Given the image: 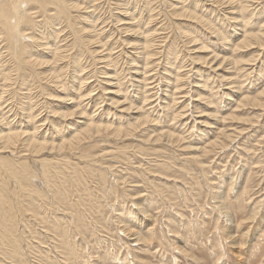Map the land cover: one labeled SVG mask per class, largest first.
<instances>
[{
    "label": "rangeland",
    "instance_id": "1",
    "mask_svg": "<svg viewBox=\"0 0 264 264\" xmlns=\"http://www.w3.org/2000/svg\"><path fill=\"white\" fill-rule=\"evenodd\" d=\"M110 1L112 3H114L113 2L114 0H110ZM187 1H189V2H187ZM245 1L246 2H243V0H236V6H237L236 10L238 12L235 14H230L228 12L229 9L223 10L222 6H220L217 3L212 2V0H209V1L208 0H204V1L203 0H191V1L190 0H174V1L173 0H155L154 2H156V3L154 6L157 8V10H155V14H154L155 19L152 18V20L153 19L154 20L152 21V23L150 25L149 24L148 25L150 27H152L151 29L156 30L155 33H157L158 37L155 36V40H157V42L158 41H160V42L163 41V42H161V43L159 42L160 45L156 42L158 44V47L155 50V52H157V56H155L153 59H150L149 62H148V60H146L144 62L145 64L143 66L141 64H139L140 65L139 68H141V70L145 71L146 74H148L147 75V81H146L145 74L144 75L142 74V78L141 77L138 78L140 80V82H139V81H137L134 73L132 72L133 71L131 68L132 66L130 67L132 62L129 63L128 61L125 60V59H127L126 56H128V58L130 57L129 56V54L131 53L130 50H128L129 52L126 53L127 55H124L123 60H121L119 58L120 64L122 66L119 65V66L111 67L112 66L111 60H113L112 57H115L116 55L119 54V52H120L119 50H121L120 47L121 48L124 47L122 45L123 39H120V37H122V33L118 32V30L116 29V26H115L116 24L112 23V18H110V16H109L110 12H112V10H110V9H112L114 7V5L111 4L109 6V9H107L108 7H107V3L105 2V0H103V1L102 0H95V3H98V4H96L97 5L96 7H91V8L95 9L96 12L100 11L99 15L101 14L103 16V18L106 19V21L104 20V23L105 22L107 24L109 23L108 25H106V23L102 24V25H105V27L107 26L105 28V33H107L106 34L107 36H103V38L101 37L100 41L103 42L105 40L106 41L110 40V46L109 45L106 46L104 43H101L102 44L101 46L103 49H105V52L106 51L108 52V58L110 57L111 60L105 61L102 57L101 58L97 57L92 52L89 53L87 50H85L84 52L81 51L80 54L78 55L79 52L76 50L77 48H75L74 46H71L68 48L66 54H71L73 52L72 54H74V55L77 54V61H79V59H80L81 63L83 62L81 64L82 66L80 68V71L82 70L83 72L81 71L82 72L81 73L79 71L80 72L79 75L82 77V82L86 83L84 85L82 84L83 86H81V88L83 87L82 93L85 92L86 94H88L91 92V94H92V96L90 98H88L89 102L86 99L87 101L85 103V99H84L82 101L83 103L81 102L80 106L78 105V107L80 108V110H82V111L84 110L83 112H85V114H87V116H89V118H90V120H92V122H94V123L96 122L95 124H97V125L102 124L104 126L105 125L108 126L110 124L109 126L111 128H119V127L124 128L123 127L124 125L126 127H130V124H135L134 122H136V118H137L136 115H138V113L136 114L133 112L122 111L121 110L122 108L120 106H115L112 104L114 99H121L122 98V99L129 101L130 103L133 102L132 104L136 103L135 105L142 108L140 113H142L143 116L147 117L149 119V121L151 119L152 120L150 121V123H147L144 125L137 124L136 129L135 130L133 129V131L131 132V134H130L131 136L129 135L130 132L127 133L128 136L123 135L124 137L122 136V134H120V136L116 137V136H112L111 134H107V133L97 134L96 132H92V134L85 136V139L83 141H81V143L74 144V146H73L74 148H69L68 150L63 151V153H62L63 157L65 156L66 158H68L69 162L67 164H60V165L56 166V168H58L57 170L55 168H52V167L55 166L54 164L57 161V158H59L60 156H58V154L55 155V153L53 151H52L51 155L48 151H45L44 154L41 153L43 156L45 155L47 158L51 159V166H52L51 170L53 169L52 173L59 175L58 178L54 179L53 183L54 182L56 183L55 180H57L58 183H56V184L54 183V185H56L58 188H60L61 186L64 185L62 187L64 189V190H62V193L64 192L65 194L66 193L68 194V195L67 194L64 195L63 197L65 199H68V201L70 199L71 200L70 203H74L75 201H77L79 199L78 201L83 206L82 207L76 206V208L78 209V210L76 209L78 211V212L76 211V214L74 213V211L71 212L72 209H70V203H68L69 206L67 209L65 204L62 205V203H61L62 200L60 198H58L59 196L58 197L57 196L56 197L51 196L52 194L49 192L50 190H47V189H50L52 186H50V188L47 187L48 185L46 183L44 184L42 182L43 181L42 178H41V180H38L36 178L34 180V182H35V184H37L36 187L41 188L39 190L40 191L42 190L41 192H44L43 195H47L46 196L47 199H43L44 201L42 199L38 200L40 197V195H38V194L37 195L34 194L33 197H31V195H33L32 193H29L30 196L27 195L28 197L24 193L22 196L14 195L15 197L14 196L13 197L15 200L14 199H12V200L20 202L22 204V206H24V207H22L24 209V211L21 212L23 215L21 214L20 219L16 218L18 220V222L16 223L18 226H16V224H15V227L13 229L16 240H17L18 235H19L18 237H20L18 239V245H17V247L18 246L20 247V248L18 247L19 251L17 250L19 255L16 253L17 251L14 252L17 254V256L16 255L14 256V253L12 254V257L14 256L13 257L14 262L17 261L16 263H18V264H35V263H37V264H39V263L40 264H44V263L45 264H55V263L59 264V261H60L61 264H67V263L68 264H71V263L72 264H77V263L78 264H80V263L84 264L85 260H87L89 257H93V254L97 253L96 255L99 256L100 258H102L103 260L106 257L107 259H105V261L108 260L107 261L108 263H110L111 260H114V261H112V263L116 264V262L117 263L120 262L119 259L117 258V253L119 256H121V254L123 253L122 257H124V255H126V253L128 252V250H129L128 246L131 243V246L133 248L136 247V248L140 249V252H142V253H140L139 250L136 248H135L136 251H134V252L139 253V255L142 258H145L149 261H152L153 264H200L199 262L192 260L184 252L180 251V249L177 248L178 239L173 234V233L177 232L178 234H181L183 236L186 235L185 238H186L188 243H187V245H184L185 249L190 248L188 246H191V248H194V253L197 256H199L201 259H203L206 262V264H264V107L261 104H259V102H261V103L263 102L262 104H264V93H263V95L261 94V92L264 91V69H263L264 68L263 67V65H264V59H263L264 58V52H263L264 46L262 47V46H259L256 44V45H253V46L246 48V49H240V50L236 49V46H237L236 44H238L247 35V33H245L244 29H247L248 32L249 31L251 32V28L252 29L254 28L252 30V32H261L264 34V28H263L264 22H262V21H264V17H263L264 14L262 13V12H264V9H262V8H264V2H262L264 0H254V1L245 0ZM247 1H249V3L250 2L251 3L253 2V3L247 4ZM101 2H103L104 4L101 5L102 4ZM172 2H173V4H172ZM191 3H194V4H191ZM209 3H210V6H209ZM133 4H134V6H139L140 3H138L136 0H134V2L132 1V5ZM177 4H178V6L181 5L180 7H183V6L188 7V9L194 8L192 10H194L196 13H198L202 17H205L204 19L207 18L206 20L210 21L211 24L218 27L219 29L222 28L221 31H223L224 34L227 32L226 34L231 37V38L227 37L228 38V44H226V46L228 47V49L230 48L229 51L227 50L226 46H223L225 44L217 37L216 33H213L204 27L198 28L199 25L196 24L195 22L188 21L190 23L189 24V23H186L185 21H183V22L179 21V20L177 21V19L175 20V18L169 16L170 15L169 13H172V10L174 9L172 6L177 5ZM189 4H191V5H189ZM211 4H212V6H211ZM192 5H193V7H192ZM198 5H199V7H198ZM202 5H203V7H202ZM190 6L192 8H190ZM204 6H206V8ZM240 6H241V9H239ZM243 6H245V7L247 6V8L249 10H247V12H246L247 8L245 9V7H243ZM257 6H258V8H257ZM96 8H98V10ZM109 10H110V12H109ZM239 10L240 11L243 10L242 14L244 13V11L246 12V13H244L246 15L243 14L245 16L244 17L245 20L248 18L246 25L244 24V27L246 26V28H244V29H243L242 25H238L239 27L237 26L238 27V29H237L236 25H234V23L229 19V17H231V15L232 16H238L240 18V16L242 14ZM259 10H261L260 13H262V14L259 13ZM115 12H117V11L114 10L113 13H115ZM163 12H165V13H163ZM217 12H218V14H216ZM144 13L146 16V10L144 11ZM159 13H160V16L158 15ZM166 13H168L169 15H166ZM211 13H213V14L210 15ZM247 13L250 15L248 16ZM76 14H78V13L73 11V15L76 16ZM219 14H222V16L221 15L218 16ZM251 14H253V16H251ZM107 15H108V17H107ZM206 15H209L212 17H209V16L207 17ZM255 15H257V16L259 15V17H260V15H262V17H260V19H258L259 17L255 16ZM216 16H218V18ZM215 17L217 19H215ZM220 17H221V19H220ZM172 19H173V21H172ZM74 20H75V18H74ZM216 20H217V22L219 21L220 23L219 22H218V24L215 23ZM253 20H255V21L258 20L259 23L257 21L255 22ZM109 21H111V22H109ZM156 21H158V22H156ZM250 21H252L253 23ZM159 22H161V24H159ZM178 22H180V23H178ZM184 22L186 23V25ZM223 22H225L228 25H226ZM176 23H178V25ZM182 23H184V24H182ZM251 23L253 24V26H254V23H255V25L257 23L258 24L256 25V27H252V25H250ZM157 24H159V25H157ZM168 24H169V26H167ZM171 24H172L174 29L173 28L170 29ZM194 24L196 25V27L198 25V27L195 29H194V27H195ZM261 24L263 25L262 27H260ZM142 25H143V27H142ZM148 25L147 24L145 25V23H141L140 27L143 30H146L147 29L146 26H148ZM155 25H156V27L158 26L157 27L158 30L156 27L154 28ZM160 25H162V26H160ZM224 25H225V27H224ZM230 25H232V26H230ZM182 27L184 28V30H186V31L188 30L187 33L189 35H191V36L194 35L193 38L198 40V42L202 39L200 42L209 48V50H210L209 52H212V53L215 52L216 54L219 53L220 57H221V55L222 56L225 55V57H226V54H227V57L229 55H230L229 57L235 56V58L233 57L234 60L236 58H237V60H239L240 58L243 57L244 60L241 59L242 61H240V62L235 60L236 64L239 66H236V64L232 65L234 67L231 68L232 69L231 75L223 74V73H221V72H223V70H221V71L216 70L213 67H209V66H205V67L203 66L201 68V65H199L198 66L199 71L195 70V69H197L196 68L197 67L196 62H194L191 59V55H192V57L195 55L191 52H190L191 53V55H190V53L188 52V49L192 51V49H194V47L192 45H188V42H187L188 39L181 29ZM258 27H259V29L263 28V31H261V29L259 31ZM191 28L194 30V32ZM223 28L226 30H224ZM108 29H110V30H108ZM159 30H161V31H159ZM180 30H181V32H180ZM242 30H243V32H242ZM162 31H164V33ZM201 31H203V32H201ZM205 31H206V33H205ZM66 32H67V30H66ZM110 32H111V34H110ZM173 32H175V34ZM177 32H179V33H177ZM232 32H233V34H232ZM196 33H197V35H196ZM203 33L205 34V37H203L204 36ZM243 33H245V34H243ZM108 34H109V36H108ZM159 34H162V35H159ZM208 34L210 37L208 36ZM110 35H111V37H110ZM113 35H114V37H113ZM170 35H171V37H170ZM172 35L175 37H173ZM65 36L68 37V40H69L68 43L71 44L73 37L72 36L70 37L68 32ZM167 36L169 39L167 38ZM242 36H244V37H242ZM179 40H180V42H179ZM209 40H211V41H209ZM216 40L217 41L219 40L220 42L219 41L218 42L220 44L222 43V46ZM233 40H235V41H233ZM175 41H176V43L174 45ZM205 41L207 42V44ZM114 42H116V43H114ZM168 42H170V43H168ZM171 42H172V47L170 46ZM211 44H213V45L215 44V45L213 46ZM115 46H117L118 49ZM175 46H177V47H175ZM218 47H221V48H219V50L217 49V51H216V48H218ZM253 47H255V48L253 49ZM260 47H262V48H260ZM170 48L173 50H170ZM174 48H176V50ZM222 48H223V51H222ZM169 50H170V52H169ZM237 50H239V51H237ZM176 51H177V53H175ZM240 51H241V53H240ZM68 52H70V53H68ZM110 52L112 53V55L110 54ZM81 54H82V56H81ZM86 54H88V55H86ZM158 54H160V55H158ZM182 54H185V55H182ZM157 57H158V61L160 60L161 62L157 61ZM176 57H178V58H176ZM134 58L138 59V57L137 58L134 57ZM182 58H184V59L182 60ZM131 59L132 58H129L128 60H131ZM189 59H191V60H189ZM98 61H101V63ZM190 61L192 64L190 63ZM250 61H252L251 64H250ZM123 62L125 65L123 64ZM176 62L177 63L180 62V63L176 64ZM146 63H147L149 70L147 69ZM84 64H85V66H84ZM148 64L149 65L151 64V65L149 66ZM162 64H164V66ZM185 64H187L186 65L187 67L185 66ZM242 64H244L245 66ZM102 65H103V67H102ZM109 66L112 69L107 68ZM127 66H128V69H127ZM189 66L191 68H189ZM229 66L231 67V65H225L226 68ZM259 66L261 67V70L263 69V72L260 70ZM121 67L124 68L125 70L123 71V69ZM144 67L148 71L144 70ZM240 67L242 69L244 68L243 71L239 70V69H241ZM106 68L108 70H106ZM118 68H121V69H118ZM155 68H157V69L155 70ZM114 69H117L118 72L115 71ZM187 69H189V71ZM104 71H105V73H104ZM149 71H151V73ZM187 71H188V73H187ZM258 71H260V72H258ZM85 72H87V73H85ZM94 72H95V74H94ZM116 72L118 74L120 73L121 75L119 74L120 76H118V74ZM179 72H182L183 74L179 73ZM191 72H192V74H191ZM96 73L98 74L97 76H96ZM126 73H128V74H126ZM164 73H165V75H164ZM189 73H190V75H189ZM215 73H216V75H215ZM239 73H241L242 76ZM260 73L262 76L260 75ZM153 74L155 76H157L156 74H158V77L154 76L155 78H152ZM179 74H180V78L183 79V80H181V82H180V80L178 81V75ZM185 74L187 76L184 77ZM193 74H194V77H193ZM248 74H249V77H248ZM102 75H104V76H102ZM109 75H113L117 79V82H116V79H114V77H113V81H115V83H117L119 85V88H121L120 90H121L122 95L119 96L121 98L117 97V95L112 96V94L111 95L106 94L107 91L104 88L105 84H107L106 87L109 88L110 85H108L109 84L108 82L112 81V79L108 77ZM126 75H128V76H126ZM149 75H151V76H149ZM97 77H99V78H97ZM117 77H120V79ZM150 77H151V79H150ZM225 77H231V78L225 79ZM121 78L122 79L124 78V79L122 80ZM261 78H263V79L260 81ZM96 79L98 80V82ZM176 79H177V81H176ZM103 80L105 81V84H104ZM244 80H246V81H244ZM48 81L50 82V80H48ZM101 81L103 82V84L101 83ZM159 81H160V83H159ZM49 82H44V84H46V86L44 85L46 87L45 88L46 90L42 89L39 86V83L36 81H34V83L31 84L32 87L30 86L31 91L34 89V91H32V93L34 94L33 97L35 98L33 100L35 101V106H36V107H34V110L37 111V112H34V110H33L32 116L36 117L35 120L33 121V123L32 124L30 123L31 124L30 125L28 123V121H29L28 118L25 117V115H23L22 112L19 115L21 117L23 116V119H20L21 118L20 116H16L18 118H16L15 122H17V120L20 119L17 123L21 124V127H23L22 129L28 130L31 133L33 132L32 134L35 135L37 138L40 137L39 140H41V141H49L50 140V142H59L63 136H64L63 139L67 138L68 134H69V136H68V138H69L70 134L73 133L74 129H75V131H77V130L80 131V129L82 128L83 125H81V123L77 122L78 125H80V126H77V123H76L77 118L72 119L71 121L70 120L65 121L62 117L53 116V114L51 112H49V109H48L49 107H46V106L51 105L52 103L49 102V100L47 101V97H46L47 95L44 93L45 92H49V94L57 93L56 91L54 92L55 89L53 91L51 90L52 86ZM96 83L98 86H96ZM163 83H165V84H163ZM254 83H255V86H253ZM183 84H185L186 86ZM197 84H200L199 85L200 87H196ZM47 85L50 89L47 88ZM99 85H101V87ZM121 85H124L125 87L124 86L120 87ZM35 86H36V88H35ZM123 87L125 89H123ZM170 87H171V89H169ZM95 89H97V90L95 91ZM136 89H138V90H136ZM217 89L219 91L218 93H217ZM230 89H231V91H230ZM124 90H128L127 92H129V94L125 95V93H127V92L126 91L124 92ZM179 90H181V92ZM184 91L185 92L190 91V92L184 93ZM203 91L206 93H204ZM37 92L39 94H37ZM102 92L104 95L102 94ZM210 92H212V93H210ZM220 92H222V94ZM133 93L135 94V96ZM179 93L180 94L182 93V94L179 95ZM247 93H249L248 94L249 98H252V99L256 98L255 100H258L257 101L258 103L256 104L253 101L247 100V97H246ZM229 94H232L233 96H231ZM146 95H148V96L146 97ZM174 95H175V97H173ZM198 95H202V96L207 97V98L205 99V101L204 100L198 101L196 99V97L198 98ZM94 96H96L97 100ZM166 96H168L167 97L168 99L166 98ZM261 96H263V97H261ZM111 97H114V99H111ZM128 97H130V98H128ZM176 97H177V100H176ZM178 97L180 100L178 99ZM229 97L232 98L234 101L230 100ZM235 97L238 99L236 100ZM154 98H157V99H154ZM92 99H94V101ZM98 99H99V101H98ZM107 99H109V100H107ZM132 99L135 101H133ZM242 99H243L242 102L243 103L245 102L247 104V106H246V104H243L241 102ZM244 99H245V101H244ZM140 100L144 103H142ZM187 100H188L189 104H188V102H186ZM206 100L207 101L209 100V101L207 102ZM236 101H239V102H236ZM93 102H95L94 103L95 106L93 105ZM97 102H99V103H97ZM184 102H185V105H184ZM251 102H253V104ZM237 103L238 104L240 103L239 104L240 106ZM101 104H103V105L101 106ZM104 104L108 108L110 106V108L109 109H107V107L105 108ZM145 104H148V105H145ZM182 104H183V107H182ZM250 104H252V105H250ZM241 105H243V106H241ZM55 106H56V108L59 107V105L58 106L55 105ZM55 106H54V108H55ZM92 106H94L95 109L94 108L91 109ZM145 107H146V109H145ZM99 108H100V110L103 109V110H101L102 111L101 113H100ZM147 108L151 109V110H148V112L144 113V111H146ZM93 110L95 111L94 115H96V116H94L92 114ZM217 110L222 112V114L224 116L223 119H221L220 121L211 120V119L206 118V117H203V118L197 117V115L199 114L198 113L199 111H204L206 113H208V112L214 113V111H217ZM45 111L47 114L45 113ZM87 111L89 113H87ZM103 111H105V113H103ZM107 111H110V112L106 113ZM121 111H122V113H121ZM183 111L185 114L183 113ZM119 112L121 113V115ZM96 113H98V114H96ZM117 113H119V114H117ZM126 113L127 114L129 113V115H127ZM90 115L94 116V117H91ZM109 115H111V116H109ZM241 115H243V116L241 117ZM112 116H114V117L112 118ZM151 116H152V118H151ZM161 116L163 117V119ZM189 116H190V118H189ZM229 116H231V117H229ZM234 116L236 119L234 118ZM244 116L246 118H244ZM107 117H110V118H108L109 120L107 119ZM130 117L132 120L130 119ZM134 117H135V119H134ZM156 117H159V118H156ZM26 118H27V120H26ZM123 118L125 119L124 121H123ZM24 119L27 121L26 123H25ZM33 119H34V117H33ZM57 120H58V122H57ZM73 120L75 121L74 126H76L78 128H76L72 125ZM203 120L210 122L211 125H213L214 127L211 128V127L205 126V124L202 122ZM37 121H38V123H37ZM54 121H55V123H53ZM68 121H70V122H68ZM125 122H126V124H123ZM17 123H15V124H17ZM34 123H35V125H34ZM112 123H114V124H112ZM128 123H130V124H128ZM22 124L24 126H22ZM26 124L28 126H26ZM44 124L47 126V128ZM70 124L72 125V127ZM51 125H52V128H51ZM56 125H58V126H56ZM67 125L70 127L68 128ZM16 126H18V124ZM31 126H32V128H31ZM53 126L54 127L56 126L55 128H57V130ZM140 127H141V129H139ZM152 127L154 129H152ZM33 128L35 130L36 129L39 130V131H37L39 133L35 132ZM70 128H72V129L70 130ZM50 129L53 131L51 132ZM54 129H55V132H54ZM61 130H62V132L60 134ZM68 130L70 133L67 132ZM163 130L168 131V132L172 133L173 135L175 134L174 138H171V139L167 138L166 139V137H163L162 140H159L160 142L159 141L157 142L156 139H158V137H159L158 133L163 131ZM50 132H51V134L53 133V135L48 134ZM54 134H57L59 136L54 135ZM133 134L136 136L132 137V136H134ZM48 135L51 137V139ZM90 136H91V138H89ZM56 137H59V138H56ZM111 137H113L114 139ZM148 138H150V139H148ZM86 139H88V140L86 141ZM124 140H125V142H124ZM138 142H140L141 144ZM97 143H99V144H97ZM106 143H109V144H106ZM123 143H124V145H123ZM21 144L17 145V147H20L21 149L14 148L13 149L14 152H12L13 154L10 152V154L8 153V155L9 156L11 155L10 157H12L14 159V158H21L22 154L25 153V154H23V158H21L22 160L23 159H30L31 157L33 159H36V160L41 159L40 157L42 155L39 156L40 154L39 155H32L31 154L32 155L31 156L30 152L28 151V148H26V146L25 147L21 146ZM193 146H196V147H193ZM117 147H119V148L117 149ZM22 148H24V149H22ZM90 148L92 150H89ZM139 148H140V150H139ZM75 149H76V151H75ZM16 150H17V152H16ZM21 150L23 153L21 152ZM143 150L146 152H144ZM89 151H92L91 154ZM122 151H125V152L122 153ZM101 152H102V154H101ZM138 152H140V153H138ZM14 153H16L17 156H13ZM28 153H29V155H28ZM100 154L102 155L103 158L100 156ZM78 155H80V157ZM90 155H91V157H89ZM83 157H86V158H84L85 160L82 159ZM60 158H62V157H60ZM80 158H81V160H80ZM83 160L85 162H83ZM72 161H74V162L72 163ZM88 163H90V164H88ZM162 163L165 165H162ZM68 164L71 165V167H69ZM82 164H85V165H82ZM96 164H98V165H96ZM122 164H123V166H122ZM88 165H89V167H88ZM79 166H80V168L78 169ZM85 166H86V168H85ZM92 166L94 167V170L92 169L93 168ZM105 166H107V168H105ZM76 167H77V169H76ZM70 168H71L72 172H71ZM60 169L62 170V172ZM89 169L91 170V172L88 171ZM117 169H119V171H121V172L117 171ZM75 170L77 172L76 174H75ZM106 170H107V173L105 172ZM65 171L69 175L67 173H65ZM99 171H101L103 173V175ZM123 171H124V173H123ZM37 172L40 173L41 168H39V170ZM63 172L65 175L63 174ZM93 172H96V173H94V175H93ZM60 173H61V175H60ZM71 173L75 174V175L73 176ZM89 173L92 176H90ZM115 173H117V174H115ZM107 175H109V177ZM117 175L120 176V178L117 177ZM123 175H124V177H123ZM2 176H0V179H1L0 181H2L0 183L9 186V184L7 183V179H5L3 177L4 180H2ZM76 176H81V177H79V179L81 180V181L79 180V182L81 184L78 181H74V179L77 178ZM89 176H90V178H89ZM104 179H106V181L108 179L107 182L109 184L106 183V181L104 183ZM59 182L61 185L59 184ZM113 182H115V184ZM38 183H40V185ZM112 184H113V186H112ZM38 185H39V187H38ZM66 187L68 189H65ZM113 187H114V189L112 190ZM76 188H77V191H76ZM59 190H61V188ZM46 191H48V192L46 193ZM111 191L112 192L114 191L115 193L114 192L112 193ZM88 192H89V194L90 193H92V194L88 195ZM143 193H145V194H143ZM78 194H80L81 196L83 195L84 197L83 196L81 197ZM110 194H112V195H110ZM73 195H74V198H73ZM77 196H79V197H77ZM90 196H92V197H90ZM136 196H140V197L136 198ZM20 197H22V198H20ZM25 197H27V198H25ZM80 197L82 200H80ZM93 197H95V198H93ZM91 198H92V200H89ZM103 199L105 200V202L103 201ZM220 199H226L227 200L228 206H230V209L232 212H228L227 209L225 210L223 208L222 204L220 203ZM22 200H23V202H22ZM28 200H31L32 203ZM153 200L157 204H155ZM25 201L28 202L29 205ZM36 201H37V203H36ZM45 201L52 208H50L49 206L47 207V204ZM92 201L93 202L97 201V202L93 203ZM99 201L102 205L96 204V203H99ZM135 201H137V202H135ZM8 202H9V200H8ZM43 202H45V203H43ZM53 202H55V204ZM77 202H75V203L77 204ZM85 202H86L87 208L85 207ZM117 202H120V203H117ZM123 202H125V203H123ZM38 203H40V204L38 205ZM59 203H61V205ZM87 203H88V205H87ZM103 203H106V204H103ZM34 204L36 206L33 207ZM44 204H45V206H44ZM89 204L92 206H90ZM95 204L98 205L97 206L98 208L100 206L102 207V208L100 207L99 209L101 210L100 211L101 214L103 213L102 215L107 214L106 216L104 215L105 218H102L103 216L99 214V209L96 207ZM123 204H125L124 205L125 207L123 206ZM126 204H127V206H126ZM135 204L136 205L138 204L139 206L141 205L144 207H148L149 214L151 215V217H153L152 219H150L151 221L150 220L147 221V224H146L147 227L146 228H145V226L141 228V232H143L142 233L143 235L145 233V236H147V234L149 232H152V234L154 236V239H153L154 241H152V243H150L148 247L146 246L148 244H143L142 246L140 245V247H139V245L138 246L133 245L134 243L129 240L126 233L124 232V230L121 228V226L117 222L120 219V217L121 218L125 217L124 221L127 224H133V218L130 217V219H129L128 215H129V213H132L133 215L139 214V209L137 208V206ZM5 205L8 206V203H6ZM40 205L42 207H37ZM53 206H55L56 208ZM93 206H94V210H91V207H93ZM106 206L109 209H107ZM31 207H33V209L35 211ZM116 207H117V209H116ZM127 207H129V208L127 209ZM260 207H261V209H260ZM38 208H41V209L39 210ZM135 208H136V211H135ZM26 209H27V211L25 212ZM81 209L84 212H82ZM106 209L109 211H107ZM128 210H130V212ZM255 210H259V213H258V216L254 218V217H252L253 216L252 214ZM36 211H38L39 213L38 212L36 213ZM94 211H95V213L93 214ZM27 212H28V215H24ZM33 212H35L36 214H34ZM64 212H65V214H64ZM125 212H127V213H125ZM59 213H61V214H59ZM71 213H73V214L71 215ZM119 213L121 214V216ZM31 214H32V216H31ZM33 214H34V216H33ZM67 215L69 216V218ZM88 215L90 217L87 218ZM139 215L142 216L141 214H139ZM230 215H232V216H230ZM27 216H28V218H30L31 223L29 222ZM100 216L102 219L99 220ZM228 216H230L233 219L231 221H229ZM156 217H157V219H156ZM36 218H38V219H36ZM41 218H42V220H41ZM46 218H48V219H46ZM80 218H84V220L87 219V220H89L90 223L88 221H86V220L84 221L83 219H80ZM90 218H92V220H90ZM154 219H155V221H154ZM167 219H169L170 222ZM51 220L53 221V224H52ZM26 221H27V223H26ZM45 221L49 222V223L46 224ZM101 221H102V223H101ZM50 222H51V224H50ZM84 222H86V225ZM92 222L94 225H92ZM244 222H245V224H244ZM251 222H253V223H251ZM56 223H58V225H56ZM183 223L190 224L189 225L190 228H189L188 224H187V226H188V228H187L186 225ZM39 224H41V225H39ZM54 224L56 227H58L59 230L52 229L55 227ZM250 224H252V225H250ZM87 225L92 229H90ZM30 226H32L33 229ZM59 226H61V227H59ZM111 226H113V228ZM151 226H153V227H151ZM167 226H168V228H167ZM184 226H185V228H184ZM24 227H26L28 229V231L26 228H25V230H23ZM48 227L51 229L52 234H50L51 232H50V230H48L49 229ZM97 227H99V228H97ZM249 227H252L253 233H252V235H250V238L246 240L243 236V232L246 231ZM67 228L70 231L67 230ZM85 228H86V231L89 233V235L91 234L90 236L85 231ZM155 228H156V230H155ZM163 228H165L164 229L165 231L163 230ZM15 230H19V231L16 232ZM30 230H32V231H30ZM46 230H48L49 232H47ZM171 230H175V232L171 231ZM36 231L41 233L40 234L37 232L39 234V236H41L42 238L39 236L37 237L38 234L36 233ZM194 231H195V233H193ZM227 231L232 232L236 237L231 239L228 235L229 232H227ZM84 232H86V233L84 234ZM122 232H123V234H122L123 237L120 236V234ZM100 233H101V236L100 237L97 236V234L99 235ZM29 234H30V236L32 234L33 237L31 236L30 238H32L33 240H31L29 238ZM94 235H95V237H94ZM108 235H109V237H108ZM92 236H93V238H91ZM66 237L69 240L71 239L73 246H74V250H77L75 252L76 255L73 252H70L71 248L68 245V241H67ZM80 237H81V240H79ZM44 238L48 241L44 242V240H45ZM51 238H54V240L53 239L51 240ZM72 238H74V239H72ZM97 238L98 239L100 238L99 240L103 244L101 242H99V244H100L99 245L97 243L99 240L96 241ZM105 238H107V239H105ZM115 238H116V240H115ZM187 238H189V239H187ZM190 238H192L191 241H190ZM62 239H64V240H62ZM102 239L103 240L105 239L104 242ZM124 239H126V240H124ZM193 239H194V241H193ZM233 239L236 240L235 243H237V247H239V248H237V250L241 254L240 257H242V260L244 262L241 261L240 258L237 256L238 252H236L237 253L236 254L235 250L233 249V246H232L233 245L232 243L234 241ZM30 240L34 241V242H31ZM35 240H36V242H35ZM128 240H129V242H128ZM196 240H198V241L195 242ZM201 240H202V242H201ZM19 242L20 243L22 242V243L20 244ZM52 242L55 243L57 246L52 244ZM75 242H76V245H74ZM120 242H122V243H120ZM190 242L191 243L194 242V243L191 244ZM31 243H32V245H31ZM37 243L40 245L38 246ZM88 243H89V245H88ZM92 243H94V244H92ZM35 244L37 246H35ZM62 244H64L65 247H63ZM120 244L122 246H120ZM152 244H154V245L151 246ZM29 245L31 247H29ZM108 245H109V249H107ZM214 245H215V247H214ZM143 246H145V247L142 248ZM2 247L3 246H1V248ZM95 247H96V249H98V248L99 249L96 250ZM101 247H102V250H101L102 252L100 251ZM154 247H155V249H152ZM210 247H211V249H209ZM4 248L5 247H3V249ZM32 248H34V249H32ZM35 248L36 249L38 248L37 249L38 251ZM47 248H48V251H47ZM145 248L148 249V251ZM149 248H151L152 250ZM216 248H217V250H216ZM84 249H86V250H84ZM87 249H89V250H87ZM110 249H111V252H110ZM5 251L6 250H4V252ZM32 251H34V252L31 253ZM42 251H43V253H42ZM82 251H83L82 258L80 256L78 259V256L81 255L80 253ZM95 251H96V253H94ZM116 251H117V253H116ZM143 251H145V252H143ZM152 251H153V253H152ZM29 252L31 253V255L29 254ZM77 252H78V254H77ZM50 253H51V255H50ZM7 255L9 256L8 253L2 254V250L0 249V256H1L0 257V264H6L8 261L10 263L13 262V260H10L11 257H8ZM83 255L85 258L83 257ZM107 255H108V257H107ZM38 256H40L41 259H39ZM110 257H111V259H109ZM83 258H84V260H83ZM20 259H22L23 261L22 260L20 261ZM43 259H45L46 261ZM124 259H125V257H124ZM18 260H19V262H18ZM29 260H31V261H29ZM32 260H34V261L36 260V262H32ZM40 260H42L41 262H43V263L39 262ZM120 260H122V259H120ZM20 262H22V263H20ZM89 262L91 263V261H88V264H90ZM16 263H11V264H16ZM85 264H87V263L85 262Z\"/></svg>",
    "mask_w": 264,
    "mask_h": 264
},
{
    "label": "bare ground",
    "instance_id": "2",
    "mask_svg": "<svg viewBox=\"0 0 264 264\" xmlns=\"http://www.w3.org/2000/svg\"><path fill=\"white\" fill-rule=\"evenodd\" d=\"M103 1V0H102ZM132 1L134 2V0H114L113 2L114 3H112L110 0H105V2L107 3V9H109V6L111 5V4H113L114 5V7L112 8V9H110V10H112V12H110V10H109V12H110V18H112V23H115L116 25V29L118 30V32H120V33H122V37H120V39H123L122 41H123V43H122V45L124 46L123 48H121L120 47V49L121 50H119L120 52H119V54L118 55H116L115 57H112V59L113 60H111L110 59V57L108 58V52L106 51L105 52V49H103L102 48V44L101 43H104L106 46L107 45H109L110 46V40H105V41H103V42H101L100 41V39H101V37L103 38V36H107L106 34L107 33H105V28L107 27H105V25H102L103 23H104V20L106 21V19L105 18H103V16L100 14L99 15V13H100V11L99 12H96V10L95 9H92L91 7H96L97 5L96 4H98V3H95V0H0V176H2V180H4V178L5 179H7V183L9 184V186L8 185H5V184H1L0 183V249L2 250V254H4V253H8L9 254V256L8 257H11V259L10 260H13V262H11V263H16V262H14V256L16 255L17 256V254L19 255V253H18V247H17V245H18V239L20 238V237H18L17 236V240H16V237H15V234H14V227H15V224L18 222V220L16 219V218H19L20 219V216H21V212H23L24 211V209L22 208V207H24V206H22V204L20 203V202H17V201H14L15 199H14V195H20V196H22L23 195V193L24 194H26V196L27 195H29L30 196V194L29 193H32L33 195H31V197H33L34 196V194H38V195H40V197H39V199L38 200H40V199H47V195H43L44 194V192H41L39 189H41V188H37L36 187V185L37 184H35V182H34V180L37 178L38 180H41V178L43 179V183L45 184H47L48 186L47 187H49L50 188V186H52L50 189H47V190H50L49 192L52 194L51 196H53V197H58V198H60L61 200V203H62V205L63 204H65L66 205V208L68 209V203H70L71 202V200L69 199V201H68V199H65L63 196L64 195H66L64 192V194L62 193V190H64L62 187L64 186L63 184V186H59L60 188H61V190H59L60 188H58L56 185H54V183H53V181H54V179H56V178H58V174H55V173H52V171H53V169L51 170V159L50 158H47L45 155L43 156L42 154H44V152L45 151H48L49 153H50V155H51V153H52V151L55 153V155L56 154H58V156H60V157H62V158H57V161L55 162V166L54 167H52V168H55L56 170L58 169V168H56V166H58V165H60V164H67L68 162H69V159L68 158H66L65 156L63 157V155H62V153H63V151L64 150H68L69 148H74L73 146H74V144H79V143H81V141H83L84 139H85V136H88V135H90V134H92V132H96L97 134H104V133H107V134H111L112 136H116V137H118V136H120V134H122V136L124 135V136H128V134L127 133H129V135L131 134V132L133 131V129L135 130L136 129V125L137 124H141V125H144V124H147V123H150V121L152 120H150L149 121V119L147 118V117H145V116H143V114L142 113H140L141 112V107H139V106H137V105H135V104H132V103H130L129 101H127V100H125V99H122L121 97H119V96H121L122 95V93H121V88H119V85L117 84V83H115V81H113V75H109L108 77L109 78H111L112 79V81L111 82H108L109 84L108 85H110L109 86V88H107L106 87V85L107 84H105V79L103 80V82H104V84H105V90L107 91L106 92V94H112V96H114V95H117V97H119V98H121V99H114V97H111V99H114L113 100V102H112V104L113 105H115V106H120L122 109V111H128V112H133V113H138V115H136V122H134L135 124H130V123H128V124H130V127H126L125 125L123 126L124 128H121V127H119V128H111L109 125L107 126V125H102V124H100V125H97V124H95L94 122H92V120H90V118H89V116H87V114H85V112H83L82 110H80V108L78 107V105L80 106V103L85 99V103H86V101L88 100V98H90L91 96H92V94H91V92L90 93H88V94H86L85 92H83L82 93V91H83V87L81 88V86H83L84 84H86L85 82L83 83L82 82V77L79 75L80 74V72L82 71H80V68H81V64L83 63H81V61H80V59H79V61H77V54L76 55H74V54H66V52H67V50H68V48L69 47H71V46H74L75 48H77L76 50L79 52L78 53V55L80 54V52L82 51V52H84L85 50H87L89 53L90 52H92L95 56H97V57H102L105 61H110L111 60V63H112V66L111 67H115V66H122L121 64H120V59L121 60H123V57H124V55H127L126 53H128L129 51L128 50H130V52L132 53H130L129 54V58H132L131 60H128L129 58H128V56H126L127 57V59H125L126 61H128L129 63H131V65H130V67L132 68V72L134 73V75H135V77H136V79H137V81H139L140 82V80L138 79V78H142V74L144 75L145 74V77H146V81H147V75L148 74H146V72L145 71H143V70H141V68H139V64H141L142 66L145 64L144 62L146 61V60H148V62H149V60L150 59H153L155 56H157V52H155V50L157 49V47H158V44L160 45V43L161 42H163V41H158L157 42V40H155V36L156 37H158L157 36V33H155L156 32V30H154V29H151L152 27H150L149 25L152 23V21L155 19L154 18V14H155V10H157V8L154 6L155 5V3L156 2H154L155 0H136L138 3H140L139 4V6H134V4L132 5ZM141 1V2H140ZM174 1V0H173ZM191 1V0H190ZM204 1V0H203ZM209 1V0H208ZM250 1V0H249ZM249 1H247V4H252L251 2L249 3ZM251 1H254V0H251ZM100 2V1H99ZM166 2V1H165ZM185 2V1H184ZM187 2H189V1H187ZM197 2V1H196ZM199 2V1H198ZM212 2H214V3H217V4H219L220 6H222L223 7V10L224 9H229L228 10V12L230 13V14H235V13H237L238 11L236 10V8H237V6H236V0H212ZM211 2V3H212ZM238 2V1H237ZM242 2V1H241ZM243 2H246L245 0H243ZM262 2H264V1H262ZM261 2V3H262ZM95 3V4H94ZM102 4L101 5H103L104 3L103 2H101ZM256 3V2H255ZM254 3V4H255ZM260 3V4H261ZM84 4V5H83ZM172 4H173V2H172ZM191 4H194V3H191ZM191 4H189V5H191ZM197 4V3H196ZM257 4V3H256ZM171 5V4H170ZM246 5V4H245ZM181 6V5H180ZM180 6H178V4L177 5H174V6H172L174 9L172 10V13H166V15H169V16H171V17H173V18H175V20L177 19V21L179 20V21H185L186 23H189L188 21H192V22H195L196 24H198L199 25V27H198V25H197V27L198 28H200V27H204V28H206V29H208L209 31H211V32H213V33H216L217 34V37L225 44V45H223V46H226V44H228V38L227 37H230L229 35H227L226 33V35L223 33V31H221V29H219L218 27H216V26H214L213 24H211L210 23V21H207L206 19H204L205 17H202L201 15H199L198 13H196L194 10H192V9H194V8H192L193 7V5H192V7L190 6V8H192V9H188V7H180ZM208 6V5H207ZM209 6H210V3H209ZM211 6H212V4H211ZM252 6V5H251ZM106 7V6H105ZM198 7H199V5H198ZM201 7V6H200ZM202 7H203V5H202ZM205 8H206V6H204ZM219 7V6H218ZM243 7H245V6H243ZM249 7V6H248ZM171 8V7H170ZM247 8V6L245 7V9ZM256 8V7H255ZM257 8H258V6H257ZM97 10H98V8H96ZM209 9V8H208ZM217 9V8H216ZM215 9V10H216ZM219 9V8H218ZM239 9H241V6H240V8ZM243 9V8H242ZM244 9V10H245ZM262 9H264V8H262ZM114 10H116L117 12H115V13H113V11ZM146 10V16H145V13H144V11ZM213 10V9H212ZM211 10V11H212ZM247 10H249L248 8L246 9V12H247ZM73 11L74 12H77L78 14H76V16H74L73 15ZM108 11V10H107ZM106 11V12H107ZM164 11V10H163ZM197 11V10H196ZM205 11V10H204ZM240 11V10H239ZM257 11V10H256ZM260 11L261 10H259V13H260ZM108 12V13H109ZM151 12V13H150ZM154 12V13H153ZM198 12V11H197ZM200 12V11H199ZM241 12V14H242V12H243V10L242 11H240ZM239 12V13H240ZM245 11H244V13H246ZM252 12V11H251ZM255 12V11H254ZM163 13H165V12H163ZM208 13V12H207ZM220 13V12H219ZM228 13V14H229ZM243 13V14H244ZM263 14H264V12H262ZM262 13H260V14H262ZM106 14V13H105ZM162 14V13H161ZM203 14V13H202ZM213 13H211L210 15H212ZM216 14H218V12L216 13ZM241 15L240 16V18L238 17V16H232L231 15V17H229V19L234 23V25H236V28L238 29V25H242L243 26V29L244 28H246V26L244 27V24L246 25V22H247V19L245 20V16L244 15H246V14H244V15ZM248 14V13H247ZM257 14V13H256ZM159 16H160V13L158 14ZM204 15V14H203ZM215 15V14H214ZM213 15V16H214ZM222 16V14H219L218 16ZM225 15V14H224ZM250 14H248V16H249ZM163 16V15H162ZM207 17L209 16V15H206ZM218 16H216L217 18H218ZM251 16H253V14H251ZM250 16V17H251ZM255 16H257V15H255ZM106 17V16H105ZM107 17H108V15H107ZM164 17V16H163ZM170 17V18H171ZM209 17H212V16H209ZM215 17V19H217ZM224 17V16H223ZM257 17H259V15L257 16ZM260 17H262V15H260ZM260 17L258 18V19H260ZM263 17H264V15H263ZM74 18H75V20H74ZM152 18H154L153 20H152ZM214 18V17H213ZM225 18V17H224ZM252 18V17H251ZM157 19V18H156ZM160 19V18H159ZM165 19V18H164ZM214 19V20H215ZM220 19H221V17H220ZM253 19V18H252ZM174 20V21H175ZM213 20V19H212ZM250 20V19H249ZM248 20V21H249ZM162 21V20H161ZM172 21H173V19H172ZM221 21V20H220ZM224 21V20H223ZM226 21V20H225ZM253 21H255V20H253ZM257 22H258V20H256ZM255 21V22H256ZM108 22V21H107ZM109 22H111V21H109ZM156 22H158V21H156ZM171 22V21H170ZM184 22V23H185ZM219 22V21H218ZM218 22H217V20H216V22L215 23H217L218 24ZM228 22V21H227ZM230 22V21H229ZM250 22H252V21H250ZM262 22H264V21H262ZM106 23V22H105ZM104 23V24H105ZM141 23H145V25L147 24H149L148 26H146L147 27V29L146 30H143L140 26H141ZM172 23V22H171ZM178 23H180V22H178ZM178 23H176L177 25H178ZM184 23H182V24H184ZM186 23H185V25H186ZM220 23V22H219ZM222 23V22H221ZM223 23H225V22H223ZM253 23V22H252ZM250 24V25H252V27H256V25L259 23H257L256 25H255V23H254V26H253V24ZM63 24V25H62ZM109 24V23H108ZM107 23H106V25H108ZM159 24H161V22H159ZM159 24H157V25H159ZM163 24V23H162ZM175 24V23H174ZM190 24V23H189ZM226 24V23H225ZM230 24V23H229ZM232 24V23H231ZM248 24V23H247ZM264 24V23H263ZM113 25V24H112ZM176 25V26H177ZM195 25V24H194ZM220 25V24H219ZM226 25H228V24H226ZM249 25V26H250ZM160 26H162V25H160ZM167 26H169V24L167 25ZM171 26V28L170 29H172L173 28V26H172V24L170 25ZM222 26V25H221ZM230 26H232V25H230ZM238 26V27H237ZM263 25L261 24V26L260 27H262ZM142 27H143V25H142ZM156 27V25L154 26V28ZM158 27V26H157ZM156 27V28H157ZM186 27V26H185ZM190 27V26H189ZM196 27V25H195V27H194V29L195 28H197ZM224 27H225V25H224ZM165 28V27H164ZM163 28V29H164ZM178 28V27H177ZM230 28V27H229ZM235 28V27H234ZM249 28V27H248ZM251 28V27H250ZM263 28H264V26H263ZM263 28L261 29V31H263ZM115 29V30H116ZM162 29V28H161ZM168 29V28H167ZM174 29V28H173ZM176 29V28H175ZM179 29V28H178ZM182 29V31H183V33L185 34V36L187 37V42H188V45H192L193 47H194V49H192V51L191 50H189L188 49V52L190 53H193L195 56H193L192 57V55H191V53H190V55H191V59L194 61V62H196V65H197V69H195V70H197V71H199V65H201V68L204 66H209V67H213L214 69H216V70H223V72H221V73H223V74H228V75H231L232 74V69L231 68H233L234 66H232V65H234V64H236V61L235 60H237V58L234 60V58H235V56H233V57H227V54H226V57H225V55H221V57L219 56V53L218 54H216L215 52H209L210 50H209V48L206 46V45H204V44H202L200 41L202 40H200L199 42H198V40H196V39H194L193 38V36H191V35H189L188 33H187V31L186 30H184V28L182 27L181 28ZM192 29V28H191ZM202 29V28H201ZM224 29V28H223ZM254 29V28H253ZM252 28H251V32L249 31H247V29H244L245 30V33H247V35L244 37V36H242V37H244L238 44H236L237 46H236V49H246V48H249V47H251V46H253V45H259V46H264V34L263 33H261V32H252V30H253ZM257 29V28H256ZM260 29H259V27H258V30L260 31ZM66 30H67V32L69 33V35H70V37L72 36L73 38H72V43L71 44H69L68 42H69V40H68V37H66L65 35L67 34V32H66ZM108 30H110V29H108ZM157 30H158V28H157ZM193 30V29H192ZM197 30V29H196ZM224 30H226V29H224ZM230 30V29H229ZM250 30V29H249ZM159 31H161V30H159ZM178 31V30H177ZM204 31V30H203ZM203 31H201V32H203ZM255 31V30H254ZM115 32V31H114ZM158 32V31H157ZM163 33H164V31H162ZM180 32H181V30H180ZM193 32H194V30H193ZM210 32V33H211ZM234 32V31H233ZM233 32H232V34H233ZM242 32H243V30H242ZM162 33V34H163ZM166 33V32H165ZM169 33V32H168ZM174 34H175V32H173ZM177 33H179V32H177ZM176 33V34H177ZM190 33V32H189ZM205 33H206V31H205ZM209 33V34H210ZM245 33H243V34H245ZM105 34V35H104ZM110 34H111V32H110ZM162 34H159V35H162ZM170 34V33H169ZM204 34V33H203ZM209 34H208V36H209ZM179 35V34H178ZM196 35H197V33H196ZM215 35V34H214ZM231 35V34H230ZM239 35V34H238ZM237 35V36H238ZM108 36H109V34H108ZM173 36V35H172ZM200 36V35H199ZM212 36V35H211ZM216 36V35H215ZM110 37H111V35H110ZM113 37H114V35H113ZM170 37H171V35H170ZM173 37H175V36H173ZM184 37V36H183ZM201 37V36H200ZM203 37H205V34H204V36ZM207 37V36H206ZM210 37V36H209ZM213 37V36H212ZM235 37V36H234ZM240 37V36H239ZM161 38V37H160ZM165 38V37H164ZM163 38V39H164ZM167 38H168V36H167ZM199 38V37H198ZM214 38V37H213ZM231 38V37H230ZM119 39V38H118ZM169 39V38H168ZM185 39V38H184ZM217 39V38H216ZM104 40V39H103ZM115 40V39H114ZM160 40V39H159ZM162 40V39H161ZM166 40V39H165ZM174 40V39H173ZM176 40V39H175ZM206 40V39H205ZM231 40V39H230ZM239 40V39H238ZM118 41V40H117ZM183 41V40H182ZM204 41V40H203ZM209 41H211V40H209ZM214 41V40H213ZM217 41V40H216ZM219 41V40H218ZM217 41V42H218ZM233 41H235V40H233ZM158 44H157V43ZM160 42V43H159ZM179 42H180V40H179ZM206 42V41H205ZM215 42V41H214ZM216 42V43H217ZM220 42V41H219ZM218 42V43H219ZM114 43H116V42H114ZM168 43H170V42H168ZM175 43H176V41L174 42V45H175ZM211 43V42H210ZM119 44V43H118ZM117 44V45H118ZM206 44H207V42H206ZM220 44V43H219ZM121 45V46H122ZM170 45V44H169ZM211 45H213V44H211ZM215 45V44H214ZM213 45V46H214ZM221 46H222V43L220 44ZM219 45V46H220ZM163 46V45H162ZM165 46V45H164ZM171 47H172V42H171V45H170ZM183 46V45H182ZM209 46V45H208ZM212 46V47H213ZM218 46V45H217ZM229 46V45H228ZM233 46V45H232ZM73 47V48H74ZM113 47V46H112ZM111 47V48H112ZM115 47H117V46H115ZM169 47V46H168ZM175 47H177V46H175ZM184 47V46H183ZM190 47V46H189ZM227 47V46H226ZM262 47H260V48H262ZM102 48V49H101ZM163 48V47H162ZM219 48H221V47H218V48H216V51H217V49L219 50ZM255 47H253V49H254ZM259 48V47H258ZM110 49V48H109ZM114 49V48H113ZM117 49H118V47H117ZM160 49V48H159ZM164 49V48H163ZM175 50H176V48H174ZM226 49V48H225ZM230 49V48H229ZM229 49H228V47H227V50L229 51ZM257 49V48H256ZM170 50H173V49H171L170 48ZM170 50H169V52H170ZM180 50V49H179ZM183 50V49H182ZM234 50V49H233ZM239 50H237V51H239ZM161 51V50H160ZM222 51H223V48H222ZM227 51V52H228ZM235 51V50H234ZM249 51V50H248ZM172 52V51H171ZM179 52V51H178ZM236 52V51H235ZM245 52V51H244ZM260 52V51H259ZM264 52V51H263ZM68 53H70V52H68ZM117 53V52H116ZM167 53V52H166ZM175 53H177V51L175 52ZM237 53V52H236ZM240 53H241V51H240ZM246 53V52H245ZM244 53V54H245ZM110 54L112 55V53L110 52ZM172 54V53H171ZM180 54V53H179ZM178 54V55H179ZM233 54V53H232ZM235 54V53H234ZM243 54V53H242ZM241 54V55H242ZM263 54V53H262ZM86 55H88V54H86ZM158 55H160V54H158ZM175 55V54H174ZM182 55H185V54H182ZM236 55V54H235ZM240 55V56H241ZM81 56H82V54H81ZM80 56V57H81ZM84 56V55H83ZM166 56V55H165ZM244 56V55H243ZM260 56V55H259ZM79 57V58H80ZM87 57V56H86ZM91 57V56H90ZM134 57H138V59H135ZM160 57V56H159ZM172 57V56H171ZM238 57V56H237ZM242 57V56H241ZM82 58V57H81ZM84 58V57H83ZM120 58V59H119ZM176 58H178V57H176ZM163 59V58H162ZM184 58H182V60H183ZM191 59H189V60H191ZM239 59V58H238ZM241 59H243V57L242 58H240L239 60H237V61H242ZM264 59V58H263ZM96 60V59H95ZM100 60V59H99ZM103 60V61H104ZM164 60V59H163ZM176 60V59H175ZM179 60V59H178ZM177 60V61H178ZM244 60V59H243ZM104 61V62H105ZM157 61H158V57H157ZM160 61V60H159ZM158 61V62H159ZM86 62V61H85ZM84 62V63H85ZM91 62V61H90ZM98 62H100L101 63V61H98ZM147 62V63H148ZM161 62V61H160ZM181 62V61H180ZM179 62V63H180ZM187 62V61H186ZM185 62V63H186ZM244 62V61H243ZM249 62V61H248ZM247 62V63H248ZM251 62L252 61H250V64H251ZM263 62V61H262ZM88 63V62H87ZM86 63V64H87ZM147 63H146V66H147ZM151 63V62H150ZM179 63H177L176 62V64H179ZM190 63H191V61H190ZM242 63V62H241ZM246 63V62H245ZM105 64V63H104ZM103 64V65H104ZM123 64H124V62H123ZM157 64V63H156ZM174 64V63H173ZM192 64V63H191ZM240 64V63H239ZM88 65V64H87ZM103 65H102V67H103ZM106 65V64H105ZM111 65V64H110ZM125 65V64H124ZM149 65V64H148ZM151 65V64H150ZM149 65V66H150ZM163 66H164V64H162ZM187 64H185V66H186ZM225 65H231V67L229 66V67H225ZM242 65H244V64H242ZM256 65V64H255ZM263 65V64H262ZM84 66H85V64H84ZM173 66V65H172ZM184 66V65H183ZM182 66V67H183ZM236 66H239V65H237L236 64ZM241 66V65H240ZM245 66V65H244ZM110 66L109 67H107V68H111ZM125 67V66H124ZM153 67V66H152ZM158 67V66H157ZM181 67V66H180ZM179 67V68H180ZM187 67V66H186ZM208 67V68H209ZM260 67V66H259ZM263 67H264V65H263ZM106 68V70H108ZM122 68V67H121ZM121 68H118V69H121ZM163 68V67H162ZM178 68V67H177ZM189 68H191L190 66H189ZM238 68V67H237ZM241 68V67H240ZM112 69V68H111ZM123 69V71L125 70L124 68H122ZM127 69H128V66H127ZM126 69V70H127ZM147 69L149 70V68H148V66H147ZM153 69V68H152ZM157 68H155V70H156ZM210 69V68H209ZM244 69V68H243ZM243 69L241 68V69H239L240 71L242 70L243 71ZM264 69V68H263ZM263 69L261 70V67H260V70L263 72ZM115 71H117V69H114ZM144 70H146L145 69V67H144ZM148 70H146V71H148ZM154 70V71H155ZM172 70V69H171ZM188 71H189V69H187ZM203 70V69H202ZM238 70V69H237ZM248 70V69H247ZM80 71V72H79ZM91 71V70H90ZM122 71V72H123ZM128 71V70H127ZM179 71V70H178ZM177 71V72H178ZM188 71H187V73H188ZM209 71V70H208ZM245 71V70H244ZM83 72V71H82ZM81 72V73H82ZM103 72V71H102ZM118 72V71H117ZM116 72V73H117ZM150 73H151V71H149ZM153 72V71H152ZM161 72V71H160ZM169 72V71H168ZM213 72V71H212ZM215 72V71H214ZM227 72V73H226ZM246 72V71H245ZM258 72H260V71H258ZM85 73H87V72H85ZM84 73V74H85ZM93 73V72H92ZM104 73H105V71H104ZM148 73V72H147ZM154 73V72H153ZM179 73H182V72H179ZM185 73V72H184ZM186 73V74H187ZM234 73V72H233ZM94 74H95V72H94ZM110 74V73H109ZM118 74V73H117ZM120 74V73H119ZM118 74V76H120ZM126 74H128V73H126ZM132 74V73H131ZM183 74V73H182ZM184 75V77L185 76H187V75ZM191 74H192V72H191ZM195 74V73H194ZM194 74H193V77H194ZM199 74V73H198ZM205 74V73H204ZM241 76H242V74L241 73H239ZM250 74V73H249ZM249 74H248V77H249ZM259 74V73H258ZM90 75V74H89ZM88 75V76H89ZM98 74L96 73V76H97ZM157 76H155L154 74H153V77L152 78H155V77H158V74H156ZM164 75H165V73H164ZM189 75H190V73H189ZM215 75H216V73H215ZM260 75H261V73H260ZM102 76H104V75H102ZM123 76V75H122ZM121 76V77H122ZM126 76H128V75H126ZM132 76V75H131ZM149 76H151V75H149ZM155 76V77H154ZM177 76V75H176ZM205 76V75H204ZM227 76V75H226ZM262 76V75H261ZM260 76V77H261ZM100 77V76H99ZM99 77H97V78H99ZM107 77V76H106ZM190 77V76H189ZM88 78V77H87ZM102 78V77H101ZM117 78H119L120 79V77H117ZM168 78V77H167ZM231 77H225V79H230ZM258 78V77H257ZM108 79V78H107ZM114 79H116L115 77H114ZM118 79V80H119ZM122 79V78H121ZM124 79V78H123ZM122 79V80H123ZM149 79V78H148ZM150 79H151V77H150ZM189 79V78H188ZM208 79V78H207ZM263 78H261L260 79V81L262 80ZM48 80H50V82L48 81ZM93 80V79H92ZM97 80V79H96ZM155 80V79H154ZM180 80V82H181V80H183L182 78H180V74L178 75V81ZM232 80V79H231ZM234 80V79H233ZM248 80V79H247ZM34 81H36V82H38L39 83V86L42 88V89H44V90H46L45 88V86H46V84H44V82H49L50 84H51V86H52V91L54 90V92L56 91L57 93H55V94H53L52 92V94H49V92H45L44 94H46L47 96V101L49 100V102H51L50 104L51 105H48V106H46V107H49L48 109H49V112H51L52 114H53V116H60V117H62L65 121H67V120H72V119H76L77 118V121H76V123L78 122V123H81V125H83L82 126V128L80 129V131H75V129L73 130V133L72 134H70V137L68 138V136H69V134L68 133H70L69 132V130L67 131L68 133V136H67V138H64L63 139V137L60 139V141L59 142H50V140L49 141H41V140H39V138H37L35 135H33L31 132H29L28 130H24V129H22L23 127H21V124L20 123H17L20 119H23V116L21 117L19 114H21V112H22V114L23 115H25V117H27L28 118V123L30 124H32L33 123V121L35 120V116H32V114H33V110H34V107H36L35 106V101L33 100V99H35L33 96H34V94L32 93V91H34V89L31 91V84L32 83H34ZM109 81V80H108ZM120 81V80H119ZM132 81V80H131ZM130 81V82H131ZM176 81H177V79H176ZM200 81V80H199ZM210 81V80H209ZM226 81V80H225ZM236 81V80H235ZM244 81H246V80H244ZM92 82V81H91ZM94 82V81H93ZM96 82V81H95ZM97 82H98V80H97ZM103 82L101 81V83L103 84ZM116 82H117V79H116ZM142 82V81H141ZM223 82V81H222ZM233 82V81H232ZM146 83V82H145ZM154 83V82H153ZM152 83V84H153ZM159 83H160V81H159ZM162 83V82H161ZM168 83V82H167ZM185 83V82H184ZM212 83V82H211ZM214 83V82H213ZM231 83V82H230ZM262 83V82H261ZM36 84V83H35ZM83 84V85H82ZM95 84V83H94ZM121 84V83H120ZM150 84V83H149ZM158 84V83H157ZM163 84H165V83H163ZM162 84V85H163ZM180 84V83H179ZM182 84V83H181ZM209 84V83H208ZM226 84V83H225ZM235 84V83H234ZM238 84V83H237ZM263 84V83H262ZM45 85V86H44ZM90 85V84H89ZM125 85V84H124ZM124 85H121L120 87H122V86H124ZM127 85V84H126ZM143 85V84H142ZM148 85V84H147ZM161 85V84H160ZM183 85H185V84H183ZM200 84H197L196 85V87H200L199 86ZM31 86V87H30ZM86 86V85H85ZM88 86V85H87ZM96 86H98L97 85V83H96ZM100 87H101V85H99ZM104 86V85H103ZM149 86V85H148ZM186 86V85H185ZM184 86V87H185ZM211 86V85H210ZM232 86V85H231ZM243 86V85H242ZM253 86H255V83H254V85ZM34 87V86H33ZM125 87V86H124ZM123 87V89H125ZM136 87V86H135ZM146 87V86H145ZM164 87V86H163ZM183 87V86H182ZM181 87V88H182ZM228 87V86H227ZM35 88H36V86H35ZM47 88H49L48 87V85H47ZM96 88V87H95ZM103 88V89H104ZM138 88V87H137ZM149 88V87H148ZM167 88V87H166ZM212 88V87H211ZM263 88V87H262ZM50 89V88H49ZM100 89V88H99ZM127 89V88H126ZM139 89V88H138ZM138 89H136V90H138ZM169 89H171V87L169 88ZM177 89V88H176ZM189 89V88H188ZM243 89V88H242ZM48 90V89H47ZM97 89H95V91H96ZM104 90V91H105ZM140 90V89H139ZM159 90V89H158ZM157 90V91H158ZM162 90V89H161ZM236 90V89H235ZM127 92L128 90H124V92ZM145 91V90H144ZM156 91V92H157ZM160 91V90H159ZM163 91V90H162ZM161 91V92H162ZM177 91V90H176ZM180 92H181V90H179ZM199 91V90H198ZM229 91V90H228ZM230 91H231V89H230ZM246 91V90H245ZM260 91V90H259ZM263 91V90H262ZM154 92V91H153ZM190 92V91H189ZM188 91H184V93H189ZM193 92V91H192ZM200 92V91H199ZM204 92V91H203ZM219 91H218V89H217V93H218ZM95 93V92H94ZM166 93V92H165ZM195 93V92H194ZM193 93V94H194ZM204 93H206V92H204ZM210 93H212V92H210ZM221 94H222V92H220ZM235 93V92H234ZM260 93V92H259ZM263 93H264V91L263 92H261V94L263 95ZM37 94H39L38 92H37ZM84 94V95H83ZM102 94H103V92H102ZM126 94H129V92H127V93H125V95ZM134 94V93H133ZM148 94V93H147ZM175 94V93H174ZM182 94V93H181ZM180 93H179V95H181ZM215 94V93H214ZM241 94V93H240ZM248 94L249 93H247V95H246V97H247V100H250V101H253V102H255L256 104L258 103L257 101L258 100H255V99H252V98H249L248 97ZM260 94V95H261ZM104 95V94H103ZM142 95V94H141ZM152 95V94H151ZM155 95V94H154ZM184 95V94H183ZM212 95V94H211ZM229 95H231V96H233L232 94H229ZM237 95V94H236ZM41 96V95H40ZM97 96V95H96ZM96 96H94L95 98H96ZM129 96V95H128ZM134 96H135V94H134ZM148 95H146V97H147ZM190 96V95H189ZM196 96V95H195ZM222 96V95H221ZM220 96V97H221ZM255 96V95H254ZM258 96V95H257ZM37 97V96H36ZM99 97V96H98ZM105 97V96H104ZM131 97V96H130ZM130 97H128V98H130ZM133 97V96H132ZM153 97V96H152ZM168 96H166V98H167ZM173 97H175V95L173 96ZM187 97V96H186ZM214 97V96H213ZM225 97V96H224ZM261 97H263V96H261ZM38 98V97H37ZM44 98V97H43ZM42 98V99H43ZM116 98V97H115ZM127 98V97H126ZM143 98V97H142ZM183 98V97H182ZM181 98V99H182ZM207 97H204V96H202V95H198V98L196 97V99L199 101V100H204L205 101V99H206ZM230 98V97H229ZM236 98V97H235ZM234 98V99H235ZM40 99V98H39ZM87 99V100H86ZM100 99V98H99ZM99 99H98V101H99ZM102 99V98H101ZM135 99V98H134ZM154 99H157V98H154ZM168 99V98H167ZM174 99V98H173ZM178 99H179V97H178ZM238 98H236V100H237ZM240 99V98H239ZM93 101H94V99H92ZM96 100H97V98H96ZM95 100V101H96ZM107 100H109V99H107ZM133 100V99H132ZM131 100V101H132ZM176 100H177V97H176ZM180 100V99H179ZM191 100V99H190ZM230 100H233L232 98H230ZM133 101H135V100H133ZM139 101V100H138ZM141 101V100H140ZM161 101V100H160ZM207 101V100H206ZM209 101V100H208ZM207 101V102H208ZM234 101V100H233ZM232 101V102H233ZM240 101V100H239ZM239 101H236V102H239ZM243 101V99L241 100V102ZM244 101H245V99H244ZM39 102V101H38ZM37 102V103H38ZM88 102H89V100H88ZM137 102V101H136ZM142 102V101H141ZM186 102H188V100L186 101ZM195 102V101H194ZM248 102V101H247ZM253 102H251L252 104H253ZM45 103V102H44ZM83 103V102H82ZM84 103V104H85ZM94 103L95 102H93V105H94ZM97 103H99V102H97ZM110 103V102H109ZM142 103H144V102H142ZM146 103V102H145ZM152 103V102H151ZM179 103V102H178ZM192 103V102H191ZM196 103V102H195ZM243 103V102H242ZM249 103V102H248ZM263 103V102H262ZM261 102H259V104H261L263 107H264V104H262ZM43 104V103H42ZM59 105V107L58 108H56V106L55 105ZM89 104V103H88ZM106 104V103H105ZM104 104V105H105ZM163 104V103H162ZM175 104V103H174ZM188 104H189V102H188ZM199 104V103H198ZM207 104V103H206ZM238 104V103H237ZM240 104V103H239ZM238 104V105H239ZM243 104H246L245 102L243 103ZM252 104H250V105H252ZM83 105V104H82ZM103 104H101V106H102ZM107 105V104H106ZM105 105V108L107 107ZM110 105V104H109ZM145 105H148V104H145ZM155 105V104H154ZM178 105V104H177ZM184 105H185V102H184ZM217 105V104H216ZM231 105V104H230ZM249 105V104H248ZM255 105V104H254ZM43 106V105H42ZM41 106V107H42ZM54 106H55V108H54ZM84 106V105H83ZM95 106V105H94ZM94 106H92L91 107V109L92 108H94ZM114 106V107H115ZM142 106V105H141ZM153 106V105H152ZM240 106V105H239ZM238 106V107H239ZM241 106H243V105H241ZM246 106H247V104H246ZM260 106V105H259ZM85 107V106H84ZM87 107V106H86ZM100 107V106H99ZM166 107V106H165ZM182 107H183V104H182ZM190 107V106H189ZM236 107V106H235ZM256 107V106H255ZM38 108V107H37ZM45 108V107H44ZM65 108V109H64ZM83 108V107H82ZM97 108V107H96ZM101 108V107H100ZM100 108H99V110H100ZM109 108H110V106H109ZM108 107H107V109H109ZM151 108V107H150ZM237 108V107H236ZM235 108V109H236ZM95 109V108H94ZM145 109H146V107H145ZM144 109V110H145ZM152 109V108H151ZM151 109H148L147 108V110L146 111H144V113L145 112H148V110H151ZM37 110V109H36ZM101 110H103V109H101ZM100 110V113L102 112ZM113 110V109H112ZM116 110V109H115ZM120 110V109H119ZM189 110V109H188ZM47 111V110H46ZM46 111H45V113H46ZM90 111V110H89ZM114 111V110H113ZM122 111H121V113H122ZM153 111V110H152ZM160 111V110H159ZM187 111V110H186ZM34 112H37V111H35L34 110ZM94 110H93V115H94ZM108 112H110V111H107L106 113H108ZM116 112V111H115ZM118 112V111H117ZM87 113H89L88 111H87ZM103 113H105V111H103ZM120 113V112H119ZM119 113H117V114H119ZM121 113H120V115H121ZM124 113V112H123ZM140 113V114H139ZM154 113V112H153ZM152 113V114H153ZM158 113V112H157ZM160 113V112H159ZM183 113H184V111H183ZM187 113V112H186ZM197 113V112H196ZM195 113V114H196ZM199 114L197 115V117L198 118H203V117H206V118H209V119H211V120H216V121H220L221 119H223V114H222V112H220L219 110H217V111H214V113L213 112H208V113H206V112H204V111H199L198 112ZM40 114V113H39ZM47 114V113H46ZM51 114V115H52ZM96 114H98V113H96ZM127 114V113H126ZM151 114V115H152ZM161 114V113H160ZM164 114V113H163ZM174 114V113H173ZM185 114V113H184ZM237 114V113H236ZM44 115V114H43ZM100 115V114H99ZM102 115V114H101ZM106 115V114H105ZM127 115H129V113L127 114ZM235 115V114H234ZM16 116H20L21 118L20 119H18L17 120V122H15V120H16V118H18V117H16ZM91 116V115H90ZM94 116H96V115H94ZM94 116H91V117H94ZM98 116V115H97ZM108 116V115H107ZM109 116H111V115H109ZM124 116V115H123ZM238 116V115H237ZM243 115H241V117H242ZM33 117H34V119H33ZM40 117V116H39ZM114 116H112V118H113ZM133 117V116H132ZM162 117V116H161ZM184 117V116H183ZM229 117H231V116H229ZM27 118H26V120H27ZM49 118V117H48ZM51 118V117H50ZM108 118H110V117H107V119ZM150 118V117H149ZM151 118H152V116H151ZM156 118H159V117H156ZM179 118V117H178ZM188 118V117H187ZM189 118H190V116H189ZM234 118H235V116H234ZM244 118H246L245 116H244ZM54 119V118H53ZM52 119V120H53ZM106 119V120H107ZM118 119V118H117ZM130 119H131V117H130ZM134 119H135V117H134ZM162 119H163V117H162ZM197 119V118H196ZM236 119V118H235ZM238 119V118H237ZM25 120V119H24ZM23 120V121H24ZM25 120V123L27 122ZM50 120V119H49ZM59 120V119H58ZM58 120H57V122H58ZM95 120V119H94ZM100 120V119H99ZM109 120V119H108ZM125 119L123 118V121H124ZM132 120V119H131ZM22 121V120H21ZM48 121V120H47ZM60 121V120H59ZM70 121H68V122H70ZM101 121V120H100ZM99 121V122H100ZM112 121V120H111ZM128 121V120H127ZM154 121V120H153ZM42 122V121H41ZM74 120L72 121V125L74 126ZM174 122V121H173ZM204 124H205V126H207V127H211V128H213L214 126L213 125H211V123L210 122H207V121H202ZM15 123H17L18 124V126H16L17 124H15ZM22 123V122H21ZM27 123V124H28ZM37 123H38V121H37ZM43 123V122H42ZM53 123H55V121L53 122ZM75 123V124H76ZM78 123H77V126H80V125H78ZM120 123V122H119ZM26 124V126H28ZM30 124V125H31ZM57 124V123H56ZM112 124H114V123H112ZM116 124V123H115ZM123 124H126V122L125 123H123ZM122 124V125H123ZM34 125H35V123H34ZM45 125V124H44ZM61 125V124H60ZM71 125V124H70ZM72 125H71V127H72ZM121 125V124H120ZM138 125V126H139ZM183 125V124H182ZM187 125V124H186ZM20 126V127H19ZM22 126H24L23 124H22ZM46 126V125H45ZM56 126H58V125H56ZM55 126V127H56ZM62 126V125H61ZM68 126V125H67ZM66 126V127H67ZM117 126V125H116ZM115 126V127H116ZM151 126V125H150ZM171 126V125H170ZM54 127V126H53ZM54 127V128H55ZM63 127V126H62ZM70 126H68V128H69ZM74 127H76V126H74ZM206 127V128H207ZM27 128V127H26ZM31 128H32V126H31ZM38 128V127H37ZM42 128V127H41ZM44 128V127H43ZM46 128H47V126H46ZM51 128H52V125H51ZM76 128H78V127H76ZM172 128V127H171ZM34 129V128H33ZM56 130H57V128H55ZM55 129H54V132H55ZM62 129V128H61ZM72 128H70V130H71ZM138 129V128H137ZM139 129H141V127L139 128ZM144 129V128H143ZM152 129H154L153 127H152ZM173 129V128H172ZM51 130V129H50ZM148 130V129H147ZM34 131L35 132H37V131H39V130H35L34 129ZM47 131V130H46ZM53 130H51V132H52ZM149 131V130H148ZM48 132V131H47ZM51 132L50 133H48V134H51ZM61 132H62V130L60 131V134H61ZM66 132V131H65ZM64 132V133H65ZM135 132V131H134ZM37 133H39V132H37ZM242 133V132H241ZM240 133V134H241ZM63 134V133H62ZM66 134V135H67ZM137 134V133H136ZM159 134V137H158V139H156L157 140V142L159 141V140H162L163 139V137H166V139L168 138V139H171V138H174V135L172 134V133H170V132H168V131H165V130H163V131H161V132H159L158 133ZM227 134V133H226ZM51 135H53V133L51 134ZM54 135H57V134H54ZM134 135V134H133ZM49 136V135H48ZM57 136H59V135H57ZM61 136V135H60ZM96 136V135H95ZM106 136V135H105ZM123 136V137H124ZM131 136V135H130ZM136 135H134V136H132V137H135ZM229 136V135H228ZM50 137V136H49ZM53 137V136H52ZM103 137V136H102ZM122 137V138H123ZM131 137V138H132ZM48 138V137H47ZM56 138H59V137H56ZM89 138H91V136L89 137ZM111 138H113V137H111ZM127 138V137H126ZM130 138V137H129ZM141 138V137H140ZM44 139V138H43ZM50 139H51V137H50ZM53 139V138H52ZM101 139V138H100ZM114 139V138H113ZM148 139H150V138H148ZM88 139H86V141H87ZM96 140V139H95ZM102 140V139H101ZM119 140V139H118ZM126 140V139H125ZM125 140H124V142H125ZM128 140V139H127ZM135 140V139H134ZM137 140V139H136ZM53 141V140H52ZM121 141V140H120ZM108 142V141H107ZM160 142V141H159ZM23 145H22V144ZM138 143H140V142H138ZM152 143V142H151ZM19 144H21V146H26V148H28V151L30 152V155L32 154V155H39V156H41L40 158L41 159H33L31 156V158L30 159H21V158H23V154H25V153H23L22 152V150H21V152L23 153H21L22 154V156H21V158H12V157H10L9 155H8V153L10 154V152L12 153V152H14L13 151V149L14 148H19V149H21L20 147H17V145H19ZM97 144H99V143H97ZM106 144H109V143H106ZM141 144V143H140ZM111 145V144H110ZM120 145V144H119ZM123 145H124V143H123ZM128 145V144H127ZM131 145V144H130ZM129 145V146H130ZM105 146V145H104ZM122 146V145H121ZM193 147H196V146H193ZM77 148V147H76ZM119 147H117V149H118ZM22 149H24V148H22ZM101 149V148H100ZM127 149V148H126ZM71 150V149H70ZM89 150H92L91 148L89 149ZM96 150V149H95ZM116 150V149H115ZM123 150V149H122ZM139 150H140V148H139ZM138 150V151H139ZM75 151H76V149H75ZM127 151V150H126ZM129 151V150H128ZM144 151V150H143ZM151 151V150H150ZM16 152H17V150H16ZM25 152V151H24ZM27 152V151H26ZM90 152V154H91V152L92 151H89ZM123 152H125V151H122V153ZM144 152H146V151H144ZM19 153V152H18ZM42 153V154H41ZM82 153V152H81ZM84 153V152H83ZM88 153V152H87ZM115 153V152H114ZM120 153V152H119ZM127 153V152H126ZM125 153V154H126ZM138 153H140V152H138ZM3 154V155H2ZM5 154V155H4ZM7 154V155H6ZM13 154V153H12ZM99 154V153H98ZM101 154H102V152H101ZM100 154V156L102 157V155ZM104 154V153H103ZM121 154V153H120ZM28 155H29V153H28ZM82 155V154H81ZM88 155V154H87ZM13 156H17L16 155V153H14V155ZM19 156V155H18ZM79 157H80V155H78ZM84 156V155H83ZM105 156V155H104ZM53 157V156H52ZM89 157H91V155L89 156ZM73 158V157H72ZM78 158V157H77ZM76 158V159H77ZM84 158H86V157H83L82 159H84ZM103 158V157H102ZM79 160V159H78ZM77 160V161H78ZM80 160H81V158H80ZM79 160V161H80ZM85 160V159H84ZM83 160V162H85ZM88 160V159H87ZM29 161V162H28ZM127 161V160H126ZM74 161H72V163H73ZM81 162V161H80ZM79 162V163H80ZM82 162V163H83ZM168 162V161H167ZM98 163V162H97ZM103 163V162H102ZM71 164V163H70ZM75 164V163H74ZM88 164H90V163H88ZM100 164V163H99ZM129 164V163H128ZM69 165V164H68ZM82 165H85V164H82ZM92 165V164H91ZM95 165V164H94ZM96 165H98V164H96ZM162 165H165V164H163L162 163ZM77 166V165H76ZM122 166H123V164H122ZM67 167V166H66ZM65 167V168H66ZM69 167H71V165H69ZM88 167H89V165H88ZM93 167V166H92ZM159 167V166H158ZM39 168H41V172L40 173H38L37 171L39 170ZM80 168V166L78 167V169ZM82 168V167H81ZM85 168H86V166H85ZM91 168V167H90ZM105 168H107V166H105ZM110 168V167H109ZM68 169V168H67ZM76 169H77V167H76ZM93 170H94V167L92 168ZM96 169V168H95ZM101 169V168H100ZM122 169V168H121ZM120 169V170H121ZM61 170V169H60ZM70 170H71V168H70ZM69 170V171H70ZM87 170V169H86ZM105 170V169H104ZM124 170V169H123ZM168 170V169H167ZM170 170V169H169ZM84 171V170H83ZM88 171H90L91 172V170L89 169ZM103 171V170H102ZM112 171V170H111ZM114 171V170H113ZM117 171H119V169H117ZM55 172V171H54ZM61 172H62V170H61ZM71 172H72V170H71ZM87 172V171H86ZM100 173H102L101 171H99ZM106 173H107V170L105 171ZM119 172H121V171H119ZM65 173H67L66 171H65ZM74 173V172H73ZM77 172H76V170H75V174H76ZM88 173V172H87ZM94 173H96V172H93V175H94ZM123 173H124V171H123ZM144 173V172H143ZM55 174V175H54ZM63 174H64V172H63ZM68 174V173H67ZM66 174V175H67ZM72 174V173H71ZM75 174H72L73 176L75 175ZM80 174V173H79ZM90 174V173H89ZM115 174H117V173H115ZM60 175H61V173H60ZM65 175V174H64ZM69 175V174H68ZM71 175V176H72ZM78 175V174H77ZM96 175V174H95ZM102 175H103V173H102ZM110 175V174H109ZM109 175H107L108 177H109ZM121 175V174H120ZM87 176V175H86ZM85 176V177H86ZM90 176H92L91 174H90ZM90 176H89V178H90ZM106 176V177H107ZM237 176V175H236ZM4 177V178H3ZM63 177V176H62ZM69 177V176H68ZM77 178H75L74 179V181H78L79 182V177H81V176H76ZM117 177H119L120 178V176H118L117 175ZM123 177H124V175H123ZM144 177V176H143ZM61 178V177H60ZM64 178V177H63ZM102 178V177H101ZM116 178V177H115ZM67 179V178H66ZM82 179V178H81ZM86 179V178H85ZM93 179V178H92ZM161 179V178H160ZM1 180V179H0ZM71 180V179H70ZM88 180V179H87ZM56 181V183H58L57 182V180H55ZM73 181V182H74ZM81 181V180H80ZM89 181V180H88ZM105 181H106V179H104V183H105ZM107 181H108V179H107ZM106 181V183H108ZM0 182H2V181H0ZM34 182V183H33ZM61 182V181H60ZM60 182H59V184H60ZM71 182V181H70ZM55 183V184H56ZM75 183V182H74ZM77 183V182H76ZM80 183V182H79ZM114 184H115V182H113ZM152 183V182H151ZM39 185H40V183H38ZM81 184V183H80ZM109 184V183H108ZM39 185H38V187H39ZM61 185V184H60ZM74 185V184H73ZM87 185V184H86ZM128 185V184H127ZM136 185V184H135ZM169 185V184H168ZM83 186V185H82ZM112 186H113V184H112ZM41 187V186H40ZM87 187V186H86ZM43 188V187H42ZM46 189V188H45ZM65 189H68L67 187L65 188ZM114 189V187L112 188V190ZM44 190V189H43ZM116 190V189H115ZM114 190V191H115ZM66 191V190H65ZM74 191V190H73ZM76 191H77V188H76ZM113 191V192H114ZM117 191V190H116ZM48 191H46V193H47ZM69 192V191H68ZM112 192V191H111ZM112 192V193H113ZM139 192V191H138ZM49 193V194H50ZM75 193V192H74ZM115 193V192H114ZM224 193V192H223ZM77 194V193H76ZM87 194V193H86ZM92 193H90L89 194V192H88V195H91ZM137 194V193H136ZM143 194H145V193H143ZM35 195V196H36ZM68 195V194H67ZM75 195V194H74ZM74 195H73V198H74ZM78 195H80V194H78ZM108 195V194H107ZM110 195H112V194H110ZM122 195V194H121ZM138 195V194H137ZM140 195V194H139ZM14 196V197H13ZM50 196V197H51ZM70 196V195H69ZM76 196V195H75ZM81 196V195H80ZM83 196V195H82ZM81 196V197H82ZM123 196V195H122ZM223 196V195H222ZM17 197V196H16ZM28 197V196H27ZM27 197H25V198H27ZM37 197V196H36ZM68 197V196H67ZM66 197V198H67ZM72 197V196H71ZM77 197H79V196H77ZM81 197H80V200H82L81 199ZM84 197V196H83ZM90 197H92V196H90ZM103 197V196H102ZM110 197V196H109ZM135 197V196H134ZM137 197H140V196H136V198ZM20 198H22V197H20ZM24 198V197H23ZM69 198V197H68ZM93 198H95V197H93ZM223 198V197H222ZM12 199H14V200H12ZM31 199V198H30ZM35 199V198H34ZM49 199V198H48ZM54 199V198H53ZM84 199V198H83ZM8 200H9V202H8ZM18 200V199H17ZM32 200V199H31ZM31 200H28V201H30L31 202ZM59 200V199H58ZM79 200V199H78ZM77 200V201H78ZM89 200H92V198L91 199H89ZM94 200V199H93ZM107 200V199H106ZM119 200V199H118ZM122 200V199H121ZM124 200V199H123ZM155 200V199H154ZM153 200V201H154ZM20 201V200H19ZM44 201V200H43ZM52 201V200H51ZM77 201H75V202H77ZM84 201V200H83ZM82 201V202H83ZM101 201V200H100ZM100 201H99V203H96V204H101L100 203ZM103 201L105 202V200L103 199ZM109 201V200H108ZM156 201V200H155ZM154 201V203L155 204H157L156 202ZM16 202V203H15ZM22 202H23V200H22ZM26 202V201H25ZM24 202V203H25ZM46 202V201H45ZM45 202H43V203H45ZM73 202V201H72ZM70 203V209H72V211L71 212H73L74 211V213L76 214V211L78 210L77 208H76V206H79V207H82L83 205H81L80 204V202L78 203L77 202V204L76 203ZM93 202V201H92ZM95 202H97V201H94L93 203H95ZM107 202V201H106ZM121 202V201H120ZM120 202H117V203H120ZM135 202H137V201H135ZM6 203H8V206L7 205H5ZM27 204H28V202H26ZM32 203V202H31ZM34 203V202H33ZM36 203H37V201H36ZM42 203V204H43ZM54 204H55V202H53ZM61 203H59L60 205H61ZM109 203V202H108ZM123 203H125V202H123ZM130 203V202H129ZM220 203L222 204V206H223V208L226 210L227 209V211L228 212H232L231 211V209H230V206H228V202H227V200L226 199H220ZM10 204V205H9ZM40 203H38V205H39ZM41 204V205H42ZM46 204H47V202H46ZM57 204V203H56ZM58 204V205H59ZM92 204V203H91ZM95 204V205H96ZM103 204H106V203H103ZM122 204V203H121ZM132 204V203H131ZM29 205V204H28ZM37 206V207H42V206ZM53 205V204H52ZM59 205V206H60ZM87 205H88V203H87ZM90 205V204H89ZM102 205V204H101ZM125 204H123V206H124ZM136 205V204H135ZM34 206H36L35 204L33 205V207ZM44 206H45V204H44ZM49 205L47 204V207H48ZM57 206V205H56ZM90 206H92V205H90ZM98 205H96V207H97ZM126 206H127V204H126ZM137 206V208L139 209V214H141L142 216H140L139 214L138 215H133L132 213H129L130 212V210H128L129 212V215H128V218L130 219V217H132L133 218V224H127L125 221H124V219H125V217H120V219L117 221L118 222V224L121 226V228L124 230V232L126 233V235H127V237L129 238V240L131 241V242H133L134 244L133 245H139V247H140V245L142 246L143 244H148V245H146L147 247L149 246V244L150 243H152V241H154L153 239H154V236H153V234H152V232H149L148 234H147V236H145V233H144V235L142 234L143 232H141V228L142 227H144L145 226V228L147 227L146 226V224H147V221H149L150 219H152L153 217H151V215L149 214V209H148V207H144V206H139L138 204L136 205ZM33 207H31L32 209H33ZM50 208H52L51 206H49ZM53 207H55V206H53ZM85 207L87 208V206H86V202H85ZM95 207V208H96ZM101 207V206H100ZM99 207V208H100ZM120 207V206H119ZM118 207V208H119ZM125 207V206H124ZM150 207V206H149ZM26 208V207H25ZM49 208V209H50ZM56 208V207H55ZM98 208V207H97ZM96 208V209H97ZM98 208V209H99ZM102 208V207H101ZM106 208H107V206H106ZM129 207H127V209H128ZM256 208V207H255ZM39 210L41 209V208H38ZM54 209V208H53ZM62 209V208H61ZM77 209V210H76ZM107 209H109V208H107ZM106 209V210H107ZM116 209H117V207H116ZM122 209V208H121ZM134 209V208H133ZM176 209V208H175ZM257 209V208H256ZM260 209H261V207H260ZM29 210V209H28ZM34 210V209H33ZM44 210V209H43ZM47 210V209H46ZM80 210V209H79ZM91 210H94V206L93 207H91ZM27 211V209L25 210V212ZM35 211V210H34ZM42 211V210H41ZM40 211V212H41ZM54 211V210H53ZM52 211V212H53ZM64 211V210H63ZM81 211H82V209H81ZM101 210L99 209V214L100 215H102L101 214V212H100ZM105 211V210H104ZM107 211H109V210H107ZM127 211V210H126ZM135 211H136V208H135ZM29 212V211H28ZM28 212L26 213V214H24V215H28ZM31 212V211H30ZM38 211H36V213H37ZM78 212V211H77ZM82 212H84V211H82ZM91 212V211H90ZM89 212V213H90ZM98 212V211H97ZM132 212V211H131ZM34 214H36L35 212H33ZM39 213V212H38ZM87 213V212H86ZM95 213V211L93 212V214ZM125 213H127V212H125ZM258 213H259V210H255L254 212H253V216L252 217H257L258 216ZM34 214H33V216H34ZM41 214V213H40ZM52 214V213H51ZM59 214H61V213H59ZM64 214H65V212H64ZM73 213H71V215H72ZM74 214V215H75ZM80 214V213H79ZM120 214V213H119ZM23 215V214H22ZM46 215V214H45ZM54 215V214H53ZM69 215V214H68ZM67 215V216H68ZM78 215V214H77ZM105 215V214H104ZM104 215H102L103 217L102 218H105L104 217ZM107 215V214H106ZM105 215V216H106ZM118 215V214H117ZM31 216H32V214H31ZM60 216V215H59ZM76 216V215H75ZM120 216H121V214H120ZM230 216H232V215H230ZM230 216H228L229 217V221H231L233 218H231ZM30 217V216H29ZM47 217V216H46ZM56 217V216H55ZM82 217V216H81ZM88 217H90L89 215L87 216V218ZM27 218H28V216H27ZM57 218V217H56ZM62 218V217H61ZM68 218H69V216H68ZM101 218V216H100V218H99V220L100 219H102ZM119 218V217H118ZM36 219H38V218H36ZM46 219H48V218H46ZM50 219V218H49ZM63 219V218H62ZM79 219V218H78ZM80 219H83L84 220V218H80ZM107 219V218H106ZM156 219H157V217H156ZM28 220H29V222H30V218H28ZM41 220H42V218H41ZM58 220V219H57ZM68 220V219H67ZM74 220V219H73ZM77 220V219H76ZM86 221H88L89 222V220H87V219H85ZM84 220V221H85ZM90 220H92V218H90ZM97 220V219H96ZM104 220V219H103ZM168 221H169V219H167ZM52 221V220H51ZM75 221V220H74ZM82 221V220H81ZM106 221V220H105ZM151 221V220H150ZM154 221H155V219H154ZM187 221V220H186ZM40 222V221H39ZM71 222V221H70ZM73 222V221H72ZM78 222V221H77ZM94 222V221H93ZM93 222H92V225H94L93 224ZM99 222V221H98ZM162 222V221H161ZM167 222V221H166ZM170 222V221H169ZM26 223H27V221H26ZM31 223V222H30ZM45 223L47 224V223H49V222H46L45 221ZM61 223V222H60ZM68 223V222H67ZM74 223V222H73ZM72 223V224H73ZM76 223V222H75ZM83 223V222H82ZM85 223V225H86V222H84ZM90 223V222H89ZM101 223H102V221H101ZM105 223V222H104ZM108 223V222H107ZM106 223V224H107ZM176 223V222H175ZM189 223V222H188ZM188 223H183V224H185L186 225V227L188 228V226L190 225V224H188ZM247 223V222H246ZM251 223H253V222H251ZM19 224V223H18ZM23 224V223H22ZM21 224V225H22ZM50 224H51V222H50ZM52 224H53V221H52ZM96 224V223H95ZM160 224V223H159ZM187 224H188V226H187ZM192 224V223H191ZM243 224V223H242ZM244 224H245V222H244ZM24 225V224H23ZM37 225V224H36ZM39 225H41V224H39ZM56 225H58V223H56ZM60 225V224H59ZM71 225V224H70ZM83 225V224H82ZM97 225V224H96ZM116 225V224H115ZM163 225V224H162ZM165 225V224H164ZM250 225H252V224H250ZM16 226H18L17 224H16ZM45 226V225H44ZM43 226V227H44ZM54 226H55V224H54ZM88 226V225H87ZM86 226V227H87ZM183 226V225H182ZM249 226V225H248ZM31 228H32V226H30ZM53 227V226H52ZM51 227V228H52ZM59 227H61V226H59ZM81 227V226H80ZM85 227V226H84ZM89 227V226H88ZM95 227V226H94ZM93 227V228H94ZM112 228H113V226H111ZM115 227V226H114ZM151 227H153V226H151ZM150 227V228H151ZM192 227V226H191ZM25 228L26 227H24L23 228V230H25ZM46 228V227H45ZM49 228V227H48ZM90 228V227H89ZM97 228H99V227H97ZM120 228V227H119ZM167 228H168V226H167ZM184 228H185V226H184ZM189 228H190V226H189ZM193 228V227H192ZM16 229V228H15ZM27 229V228H26ZM30 229V228H29ZM33 229V228H32ZM44 229V228H43ZM52 229H55V230H59L58 229V227H54V228H52ZM72 229V228H71ZM88 229V228H87ZM90 229H92V228H90ZM95 229V228H94ZM165 228H163V230H164ZM21 230V229H20ZM36 230V229H35ZM48 230H50V232H51V229L49 228ZM48 230H46L47 232H49ZM67 230H69L68 228H67ZM66 230V231H67ZM89 230V229H88ZM99 230V229H98ZM118 230V229H117ZM154 230V229H153ZM155 230H156V228H155ZM167 230V229H166ZM200 230V229H199ZM16 232H18L19 230H15ZM22 231V230H21ZM27 231H28V229H27ZM26 231V232H27ZM30 231H32V230H30ZM63 231V230H62ZM70 231V230H69ZM82 231V230H81ZM85 231H86V228H85ZM122 231V230H121ZM120 231V232H121ZM146 231V230H145ZM165 231V230H164ZM168 231V230H167ZM171 231H174L175 232V230H171ZM15 232V233H16ZM38 231H36V233H37ZM61 232V231H60ZM68 232V231H67ZM87 232V231H86ZM86 232H84V234L86 233ZM90 232V231H89ZM92 232V231H91ZM96 232V231H95ZM94 232V233H95ZM155 232V231H154ZM192 232V231H191ZM227 232H229V231H227ZM29 233V232H28ZM38 233H40V232H38ZM37 233V234H38ZM54 233V232H53ZM56 233V232H55ZM78 233V232H77ZM88 233V232H87ZM193 233H195V231L193 232ZM252 233H253V229H252V227H249L246 231H244L243 232V236H244V238L247 240V239H249L250 238V235H252ZM41 234V233H40ZM48 234V233H47ZM50 234H52V232L50 233ZM65 234V233H64ZM112 234V233H111ZM123 232L120 234V236L121 237H123ZM172 234V233H171ZM174 235H175V237L178 239V245H177V248L178 249H180V251H182V252H184L188 257H190L192 260H194V261H196V262H199L200 264H206V262L203 260V259H201L199 256H197L195 253H194V248H191V246H188V247H190V248H188V249H185V246L184 245H187V240H186V238H185V236H183V235H181V234H178L177 232H175V233H173ZM172 234V235H173ZM185 234V233H184ZM23 235V234H22ZM36 235V234H35ZM88 235H89V233H88ZM91 235V234H90ZM89 235V236H90ZM96 235V234H95ZM95 235H94V237H95ZM115 235V234H114ZM193 235V234H192ZM228 235H229V237L232 239V238H234V237H236L232 232H229L228 233ZM31 236H32V234H31ZM30 236V234H29V238L31 237ZM39 236V234L37 235V237ZM53 236V235H52ZM97 236H101V233L98 235L97 234ZM195 236V235H194ZM193 236V237H194ZM22 237V236H21ZM33 237V236H32ZM39 237H41V236H39ZM44 237V236H43ZM71 237V236H70ZM77 237V236H76ZM82 237V236H81ZM81 237H80V239L79 240H81ZM108 237H109V235H108ZM126 237V236H125ZM124 237V238H125ZM156 237V236H155ZM190 237V236H189ZM23 238V237H22ZM27 238V237H26ZM28 238V239H29ZM42 238V237H41ZM56 238V237H55ZM91 238H93V236L91 237ZM166 238V237H165ZM196 238V237H195ZM194 238V239H195ZM31 240H33L32 238H30ZM45 239V238H44ZM54 240V238H51V240ZM66 239H67V241H68V245H69V247L71 248V251L70 252H73L75 255H76V251L77 250H74V246H73V243H72V241H71V239L69 240L67 237H66ZM72 239H74V238H72ZM76 239V238H75ZM90 239V238H89ZM100 239V238H99ZM98 238H97V240L96 241H98L99 240ZM105 239H107V238H105ZM104 239V240H105ZM113 239V238H112ZM187 239H189V238H187ZM191 239L192 238H190V241H191ZM194 239H193V241H194ZM198 239V238H197ZM210 239V238H209ZM22 240V239H21ZM30 240V241H31ZM37 240V239H36ZM36 240H35V242H36ZM46 240V239H45ZM44 240V242H47L48 240H46L45 241ZM62 240H64V239H62ZM83 240V239H82ZM103 240V239H102ZM104 240H103V242H104ZM115 240H116V238H115ZM124 240H126V239H124ZM129 240H128V242H129ZM234 241H233V249L235 250V253L236 252H238V250H237V248H239V247H237V243H235L236 242V240L235 239H233ZM245 240V241H246ZM29 241V240H28ZM58 241V240H57ZM74 241V240H73ZM168 241V240H167ZM198 240H196L195 242H197ZM31 242H34V241H31ZM93 242V241H92ZM95 242V241H94ZM99 242H101L100 240L97 242L98 244H99ZM112 242V241H111ZM115 242V241H114ZM119 242V241H118ZM127 242V241H126ZM201 242H202V240H201ZM20 243V242H19ZM22 243V242H21ZM20 243V244H21ZM26 243V242H25ZM81 243V242H80ZM102 243V242H101ZM120 243H122V242H120ZM191 243V242H190ZM192 243H194V242H192ZM191 243V244H192ZM38 244V243H37ZM45 244V243H44ZM48 244V243H47ZM52 244H54V245H56L55 243H53L52 242ZM82 244V243H81ZM92 244H94V243H92ZM103 244V243H102ZM119 244V243H118ZM183 244V245H182ZM198 244V243H197ZM204 244V243H203ZM218 244V243H217ZM245 244V243H244ZM31 245H32V243H31ZM40 244H38V246H39ZM74 245H76V242H75V244ZM80 245V244H79ZM88 245H89V243H88ZM91 245V244H90ZM100 245V244H99ZM107 245V244H106ZM112 245V244H111ZM115 245V244H114ZM154 244H152L151 246H153ZM190 245V244H189ZM195 245V244H194ZM1 246H3V247H5L4 249H3V247L1 248ZM35 246H37L36 244H35ZM48 246V245H47ZM57 246V245H56ZM62 246L63 247H65L64 246V244H62ZM120 246H122L121 244H120ZM157 246V245H156ZM29 247H31L30 245H29ZM46 247V246H45ZM62 247V248H63ZM90 247V246H89ZM100 247V246H99ZM114 247V246H113ZM116 247V246H115ZM118 247V246H117ZM145 246H143L142 248H144ZM214 247H215V245H214ZM20 248V247H19ZM43 248V247H42ZM51 248V247H50ZM60 248V247H59ZM98 248V247H97ZM111 248V247H110ZM121 248V247H120ZM123 248V247H122ZM125 248V247H124ZM128 248H129V250H128V252L126 253V255H124V257H125V259H124V257H122V254H121V256H119L118 255V253H117V251H116V253H117V258L119 259V263H117L116 262V264H153V262L152 261H149V260H147V259H145V258H142L140 255H139V253H137V252H134V251H136V249H138V248H133L132 246H131V243L129 244V246H128ZM32 249H34V248H32ZM31 249V250H32ZM36 249V248H35ZM38 249V248H37ZM36 249V250H37ZM95 249H96V247H95ZM99 249V248H98ZM98 249H96V250H98ZM107 249H109V245H108V248ZM113 249V248H112ZM116 249V248H115ZM127 249V248H126ZM135 249V250H134ZM146 249V248H145ZM144 249V250H145ZM149 249H151V248H149ZM152 249H155V247L154 248H152ZM151 249V250H152ZM209 249H211V247L209 248ZM213 249V248H212ZM4 250H6L5 252H4ZM18 250V251H17ZM61 250V249H60ZM84 250H86V249H84ZM87 250H89V249H87ZM102 250V247H101V249H100V251ZM106 250V249H105ZM121 250V249H120ZM139 250V252H140V249H138ZM137 250V251H138ZM142 250V249H141ZM147 251H148V249H146ZM216 250H217V248H216ZM17 251V252H16ZM38 251V250H37ZM46 251V250H45ZM47 251H48V248H47ZM52 251V250H51ZM57 251V250H56ZM80 251V250H79ZM94 251V250H93ZM107 251V250H106ZM115 251V250H114ZM146 251V252H147ZM14 252H16V253H14ZM34 251H32L31 253H33ZM41 252V251H40ZM61 252V251H60ZM99 252V251H98ZM102 252V251H101ZM109 252V251H108ZM110 252H111V249H110ZM123 252V251H122ZM143 252H145V251H143ZM14 253V256L12 257V254ZM31 253L29 252V254L31 255ZM42 253H43V251H42ZM82 253H83V251L80 253L81 255H79L78 256V259H79V257L81 256V258H82ZM94 253H96V251L94 252ZM104 253V252H103ZM140 253H142V252H140ZM152 253H153V251H152ZM40 254V253H39ZM38 254V255H39ZM58 254V253H57ZM77 254H78V252H77ZM88 254V253H87ZM91 254V253H90ZM97 254V253H96ZM96 254H93V257H89L87 260H85L84 261V264H85V262L88 264V261H91V263L90 264H111L112 263V261H114V260H111V262L110 263H108L107 261L108 260H106L105 261V259H107L106 257H105V259L103 260L102 258H100L99 256H97ZM109 254V253H108ZM111 254V253H110ZM145 254V253H144ZM147 254V253H146ZM237 254V253H236ZM21 255V254H20ZM26 255V254H25ZM36 255V254H35ZM50 255H51V253H50ZM56 255V254H55ZM67 255V254H66ZM95 255V256H94ZM106 255V254H105ZM27 256V255H26ZM43 256V255H42ZM48 256V255H47ZM61 256V255H60ZM89 256V255H88ZM87 256V257H88ZM92 256V255H91ZM237 256L240 258V260L241 261H243L242 260V257H240L241 256V254L238 252V254H237ZM1 257V256H0ZM6 257V256H5ZM4 257V258H5ZM25 257V256H24ZM31 257V256H30ZM33 257V256H32ZM39 257V259H41L40 258V256H38ZM49 257V256H48ZM83 257H84V255H83ZM107 257H108V255H107ZM147 257V256H146ZM224 257V256H223ZM22 258V257H21ZM52 258V257H51ZM62 258V257H61ZM66 258V257H65ZM85 258V257H84ZM84 258H83V260H84ZM7 259V258H6ZM35 259V258H34ZM38 259V258H37ZM36 259V260H37ZM53 259V258H52ZM63 259V258H62ZM109 259H111V257L109 258ZM120 259H122V260H120ZM22 259H20V261H21ZM27 260V259H26ZM36 260L34 261V260H32V262H36ZM43 260H45V259H43ZM57 260V259H56ZM66 260V259H65ZM82 260V259H81ZM23 261V260H22ZM29 261H31V260H29ZM42 260H40L39 262H41ZM46 261V260H45ZM67 261V260H66ZM65 261V262H66ZM160 261V260H159ZM18 262H19V260H18ZM244 262V261H243ZM11 264L9 261L6 263V264ZM20 263H22V262H20ZM25 263V262H24ZM41 263H43V262H41ZM64 263V262H63ZM16 264H18V263H16ZM35 264H37V263H35ZM40 264V263H39ZM45 264V263H44ZM56 264V263H55ZM59 264H61L60 263V261H59ZM68 264V263H67ZM72 264V263H71ZM78 264V263H77ZM81 264V263H80ZM113 264V263H112ZM115 264V263H114Z\"/></svg>",
    "mask_w": 264,
    "mask_h": 264
}]
</instances>
